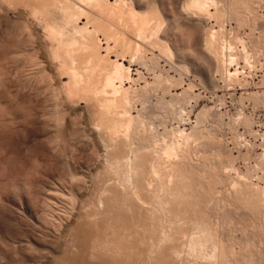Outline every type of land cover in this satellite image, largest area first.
<instances>
[{"label": "rangeland", "instance_id": "374dc122", "mask_svg": "<svg viewBox=\"0 0 264 264\" xmlns=\"http://www.w3.org/2000/svg\"><path fill=\"white\" fill-rule=\"evenodd\" d=\"M2 1H0V2H2ZM4 1L6 2L8 0H4ZM21 1H23V0H21ZM36 1L37 0L33 1V3H34L33 5H35L36 3H39V4L35 5L37 8H39L40 5H44V2H45L43 0L44 2H42L40 4V2L42 0L39 2H36ZM60 1L63 2L64 0H60ZM60 1L59 2L56 1V2L60 4ZM67 1L69 3H67ZM82 1H83V3H82ZM82 1H80V0H65L66 4L64 2L63 3L65 5V7H68V10H67V8L63 7V4L61 3L62 7H63L62 11H64V12H61V14H60L59 11L62 8L60 7V9H59V7H58L59 4L55 5L56 9H59V10L58 11L54 10V11L56 13L59 12L58 15L59 14L64 15L65 12L67 13V11H69V8H71L70 6L73 3L72 7L74 6V8H71V9H73V10H71L72 12L69 11L68 13L70 15L65 14V16L69 15V17H71V14H73L75 12L76 14L75 13L74 14L76 16L73 14L74 16L72 15L71 18H72V20H74V19L80 18L82 16L83 18H81V25L85 24L87 17H86V15L83 16V13L80 12V9L82 11V10H85L87 8H90V6L92 7L93 11L94 10L97 11L99 8L100 9L102 8V10L99 9L100 11L98 10V12H96L97 14L95 13V15L100 17V18L95 17V21L101 20V22L97 21L99 24L96 22V24H98V26L104 25L106 22L110 24L111 21L116 19V17H115L116 15L114 14L115 16H113V13H115V11L113 9H111L109 12L106 11L109 13V16L107 15L109 17L108 18L109 22L106 20L107 16H105L103 14L105 16L104 17L101 14V12L104 11L103 9L104 8L106 9L105 6L103 7L101 5L103 3L97 2L101 6L99 5V8H97L95 6L96 7L95 8L93 6L94 2L89 3V2H87L88 0L87 1L82 0ZM112 1L115 2V0H112ZM206 1L208 2L209 0H206ZM210 1L211 2H208L209 4L205 3L203 1L206 4V6H204L205 5L204 3L201 4L202 7L199 4L198 6L200 7V9L196 5H193V7H190L187 9L185 7V5L181 3V0H145L144 3L145 4L147 3V4L145 6V4L143 3V7L140 8V10L145 11L147 9V7H148V9L152 8V11L156 10V12L155 11L152 12L151 10H147L145 12H148V11H149L148 13L152 12L153 16H156L157 18H159L161 16L160 18H165V21L167 20L166 22L163 23L164 20L162 19L163 20L162 23L164 25H163V28H161L162 33L161 32L159 33V36L161 37L160 40L163 39L162 40L163 42L161 41L162 43L157 42L153 38L155 36H152V37L149 36V38L147 37L148 39L144 38L146 40H143V38H138L136 33L135 34L133 33L135 30L133 28L134 26L129 27V25H131V23L127 24L125 21H124L125 23L123 21H121V23L118 22L116 24H113V23L117 22V20L111 22L112 23L111 26L115 25V26H112L113 29L116 28L115 29L116 33L113 37L114 39L120 37L122 42H124L125 38L128 39L127 38V36H128L130 39L133 40V43L139 42L140 47H141V43L144 45V47L142 45V51L141 50L138 51V55H137V52H135L136 54H134V51H135L134 45H136V44L132 43V46H134V47H132V46L130 47L131 52H130V48L129 49L127 48L128 50L126 49V47L123 48V49H125V52H126L125 53L124 50L121 49L122 47H124L123 45H121L122 42L120 41V45H119V41H118V46H116V50H114L115 48H113V50H110L107 48V46H108V40L107 39L108 38L105 36L103 31H97V33H95V31H93L92 33L94 34V36L92 35L91 38L88 36H90L92 33L89 34L84 30H83L84 32L80 31V37H79L80 41L82 42V45L85 44V45H83L84 47L82 45L80 46V44H79V47L81 49V50H79V52H80L79 55L81 56L80 57V66H82V67H80V71L83 70L85 65L87 66L88 64H89L88 66L91 67V68L88 67V69L92 70V65L96 64V62L95 63L93 62V64L91 65L92 61L96 58L94 55L99 56L100 53H101V55H105L104 57H108L109 55H111L109 57L110 59L112 58L111 61H116L118 58L119 62H122L125 65V67L129 68V70L128 69L126 70V72L128 71L127 77L125 78V75H124V77L121 79L123 86H122L120 79H117L115 83H116V86L118 85V86H122V87L128 89L129 94H130L131 99H132V102L130 105L131 106L130 111H132L131 114L133 115V117L136 118L133 128L135 129L136 128L135 126H137V125L139 127H137L135 130L132 128L133 131L131 130V132H130L131 136H130V138H128L129 139L128 142L129 143L132 142V143L129 146H127V144H129L126 142L127 139L124 138L122 133H120L122 131H120V132L118 131V134L116 132H115L116 134L112 132L114 130H111L112 128H110L108 125H111L110 123H112L111 121H113V119L115 121V119L117 118L116 120L119 121L120 119H118V118H122V116H121L122 113L120 112L121 109H118L119 111L117 110L118 113L117 112L114 113L116 118L114 117V114H112V112L109 113L110 116L108 115L107 112H104V115H105V118H104L103 110L101 109V108L104 109V107L102 105H99L98 103L101 104V95L103 98L104 96L108 97L107 94L109 95V93H110V95H109L110 97L115 96V94L111 90H109V92L108 91L103 92V93L98 94V95L95 94V92L93 90H95V88L100 86V84H99L100 82L99 83L98 82H96V83L92 82L91 78L94 77L96 79L97 77H95L94 74H92L86 68L82 72L85 75L87 74L86 76H89V77H86L85 75H83V73H82V75H80V77H81L80 78L81 79L80 80L81 81L80 89L83 88L82 89L83 91L80 90V92H82L80 94H83V96H85V99H86V97H88L87 98L88 101H90L89 98L91 99V96L89 93L92 92L91 95L93 94L92 96H94V98L95 97L97 98L100 95L99 98H97V99L95 98V100H94V98H92V99L95 102H96V100L100 101V102L97 101L96 104H94V105L96 106L98 104V107L97 106L96 107L99 108V110H100V112H102V114L96 115L98 109L96 110V107H95L94 109L93 108L92 109H93V111L95 110L94 112H96V113H95V115L91 116L93 111L89 112L90 111L89 107L90 106L92 107L94 102H91L92 101V99H91L90 104H89V102L87 100H85L82 95H80V98H81L80 99V105L81 106H80V113H79L80 115H78V117L80 116V121H78V125L79 124L80 125L79 126L77 125L78 126L77 128L79 129L77 131H80V133L77 132V134H79V136H75V135H77V134H75L73 137L71 136L72 138L70 137L71 133L69 131L70 129H68L70 127L67 126V124L69 125V123H68L69 117H70L69 113H67L69 115V117H68V115L66 117L67 121L63 122V120H62V122L65 123L63 125L61 124L62 130L66 129L65 131L62 132V136L65 134H66V136H68V137L65 136L67 139L64 138V139H66V141H68V139L70 138L69 139L70 144L67 142L66 143L71 145V146L77 143L76 144L77 147L74 145L76 147V149H73L74 148L73 146H72V148H70L71 146L69 147V145L66 146V144L62 143L64 146H66V148L68 147L67 151L70 152V151H72L70 149H73V152L75 154H73L71 152L69 153L70 156H74V157H71L72 159H70V160L68 159V155H67L68 153H66L67 151L65 150L66 149L65 147H63V148H65L64 150L66 152L60 149L61 145H55V144H54V146L51 145V146H53V148H54L53 149L48 144L49 142L47 143L46 140H45V142L43 141L42 135L37 136V135H32L28 132L27 133L25 132L27 135V137H26L25 133H21V134L20 133L18 134L15 132L13 134H12V132H10V134H9V132L5 133L6 136L3 135V138L0 139L1 140L0 141V143H1L0 144V151H1L0 153L1 154L3 153L2 149L3 150L5 149V153H6V156H5V153H3L2 155L0 154L2 156V159L0 156V170H4V171H0V173H2L4 178H5V180H2L3 176L1 175L2 177H0L1 181L4 183V184L0 183V185H2V187H3V188H1V186H0V188L3 191V192H1V195H0V221H1V225H2L1 229L3 231L0 234V243L2 244V246H4L3 243H5V244L7 243V245L10 244L9 245L10 247L8 246V248H15L16 252L14 249L9 250L6 248L10 252V256H9V258L7 257L5 259L1 258V256H0V260H1L0 264H9L10 261L12 264H24V263L28 264V262L30 264H38V263L39 264H72V263H69V261H71V260H68V259H71L70 255L72 252H74V253H72V255L75 254L76 252H77V254L79 253L78 256H80V257L77 256L78 258L76 257V255H74L75 258H77L78 260L73 257V259L77 260L78 262L81 259H84V258L86 259V257H87L88 261L93 259V262L97 263V264H99V263L100 264H106L107 262H109L111 264V262L115 259L114 258L115 255L113 256L112 254H110V255L104 254V256L101 255L99 257L91 256L94 258H91L90 256L89 257L88 256L83 257V254H82V256L80 255V253H83L82 251H80L81 250L80 247H82L81 246L82 244L81 245H79V244L87 242V239L88 240L90 239L87 242V243H89L92 240L91 238H94L95 236H96L95 238L102 237V235L105 234L103 227H106V224H108V221H110L109 220L110 217H111V219L114 220L116 218V215H118L117 217H120V215L123 213H124V215L126 214V215L130 216L129 217L130 221L127 222L126 219H128V216L126 217V215L124 217V218H126L125 219L126 221L121 222V219L119 220V218L118 219L116 218V220H119L118 223L120 222L121 224L125 223V222H127L129 224L126 223V226H124V224H122L123 225L122 226L121 224L118 225L115 220H114V222H112L113 220H111V222H110V224H112L111 226H114L116 228L110 227V229H112V230L117 229L118 231L116 230V232L123 231L124 234L121 233L122 234L121 237H123V235L129 236L128 234L130 233V236H131L130 240H128L130 236L129 237L125 236L126 238L123 241H126V242L122 241V243H121V237L117 236L118 238L120 237L119 238L120 243H116V244L113 243V245H114V247L116 246L117 248H119L118 250L120 252L122 251V249H123L122 252H124L125 246L130 245L131 248L130 247L129 248L131 251L129 250V248H128V250L131 252V256H129L130 254L129 255L126 254V255H128V256H126L124 253H123V255L119 253L120 256L117 257L115 259V261H113L112 263H115V264L116 263L117 264H149V263L150 264H199V263L200 264H202V263L203 264H206V263L207 264H264V199H263L264 198V0H217V1L216 0L215 1L210 0ZM18 2H19V0L18 1L16 0L15 2H12V3H15L16 6L13 4L14 5L13 7L15 8V10L16 9L19 10V12H20V10H23V8H22L23 3H25V4L29 3L28 0H27V2H25V1L21 2L22 5H20L21 4L20 2L18 4ZM30 2L32 3V0ZM8 3H11V0L9 2H7L6 5L3 2H2V4L0 3L1 5H3V6H1V7H3L2 10H0V11L4 10V14H2L3 12L2 13L0 12V14L2 15V17H0V22L4 23V25L2 23V26L0 28L5 26L3 29H0V34L2 35L3 39L5 40V42L4 41L1 42V37H0V51L2 49H4L1 51L2 53L0 52V54H2L3 57L7 56V55H5V52L6 53L8 52V50H7V47L9 46L8 44H10V42H12V41L14 42V40H15V39L14 40L11 39L12 36H10L11 37L10 39L12 41H9L8 40L9 38L7 39L6 37H8L10 35V33L8 35V33L6 34V32L8 30L11 31V28H12V30L18 29L20 24H22L21 23L23 21L22 19L24 18L23 15H22V17H19V15L21 16V14H24V13H25V15H27V16L24 15L26 18V21H25V23L23 21V23L25 25L28 22V20L31 19V18H29V16L30 17L33 16V15L31 16V14H33L32 13L33 11L30 9H36V7H34V6H33V8H30L32 6L31 5L29 7V10L31 12V14H30L28 8L24 7V6L28 7L29 5L24 4V6H23L24 7V10H23L24 13L22 11L21 14H19V13H17L18 11L16 10L15 11L17 14V16H16L15 12H13L14 10H10V11L8 10V9H14L11 6L12 4L9 5V7H7ZM31 3H29V4H31ZM82 4H84V5H82ZM95 5H97V4L95 3ZM10 6L12 8H10ZM18 6H19V9L17 8ZM55 6H54V8H55ZM75 6L78 7L77 8V9H79V10H77L78 12H76ZM195 6L197 9L195 8ZM203 6H204V8H203ZM49 7H51V6H49ZM5 8H7V10ZM153 8H155V9H153ZM201 8H203L202 9L203 11L201 10ZM45 9L48 10L47 7ZM45 9H44V12H46ZM180 9L183 10L184 13H182L183 11L180 12ZM186 9L188 10V12ZM5 10L8 12L9 15L6 14L7 12ZM106 10H108V9H106ZM189 10L192 11V13L194 10V12H195V13H193L194 16ZM198 10H201L202 13H201V11H198ZM209 10H210V12H209ZM111 11H112V14H110ZM196 11L199 12V14L196 13ZM55 12H54V14L56 15ZM106 12H103V13L106 14ZM186 12L191 13L194 18H196L195 16H197V15H200V16H198L200 18L201 14L203 15L204 13L209 12V14H206V16H202V19L204 17H207V20L204 19V21H206V23L204 22L205 27H204V29L201 27L200 32L202 33V31L204 30L203 31L204 32L203 33L204 39L206 37H208L207 39L209 40V38H210V40L208 42L210 44H207L208 40L207 41L205 40L206 42L204 40L201 42H196L197 40H196L195 31L193 30L195 35L193 34L194 36H192L191 35L192 33L190 34V31H192V29L189 28L190 29V31H189V30H187L188 29L187 26L184 27L185 26L184 22L186 21L184 18H186V16L188 15ZM47 13L48 12H46V15H48ZM77 13H79V16ZM80 13H81V16H80ZM98 13L101 14L102 16L101 15L99 16ZM42 14L44 16L43 12H42ZM54 14H52V15H54ZM4 15H5V17H4ZM38 15H39L38 19L41 18V20H42L43 16L40 17V14H38ZM112 16H113V19H111ZM188 16H191V15H188ZM3 17L4 18L9 17V20L4 21L5 19ZM34 17H33V20H31V23L29 21L30 25L32 24V21H34V20H36V23H37L38 19H36V18L34 19ZM58 17H60V16H58ZM181 17H184V18L181 19ZM25 18H24V20H25ZM14 19H16V20H14ZM18 19H19V21H18ZM41 20H39L38 22L42 23L43 20H42V22H41ZM13 21H15V22L18 21V23H16V25L18 26V24H19V26L17 27L16 25H14ZM76 21H80V20L78 19ZM8 22H9V24H8ZM11 22L13 24H10ZM103 22H105V23H103ZM100 23H102V24H100ZM122 23L127 24L126 25L127 27L123 26L124 24L122 25ZM166 23L168 26H166ZM181 23L184 26H182ZM33 24H35V21ZM33 24H32V27H33ZM11 25L12 26L14 25L13 26L14 28L11 27ZM116 25H118V26L121 25V27L122 28L124 27V29H121L118 26L116 27ZM7 26L9 28L10 27L11 28L8 29V28H6ZM29 27H31V26H28V28L26 27L25 30L26 31L30 30L31 32L35 30V29L32 30L33 28L30 29ZM90 27H91V29H93V23L91 24ZM109 27H110V25H109ZM128 27L132 28V29H129ZM164 28H166V30H164ZM4 29L7 31H5ZM2 30H3V32H2ZM20 30H22V28ZM120 30H121V32H120ZM162 30L166 31L167 33L165 32V34H164L163 33L164 31H162ZM30 31H29V33H30ZM118 31H119V33H118ZM16 32L18 33L19 30H17ZM22 32H24V30ZM123 32L126 35V37L122 34ZM206 32H207V35L205 34ZM11 33H12V31H11ZM13 33H14V36H16L15 31ZM26 33H24V35H26L25 37H27V38H25V37L23 38L21 36L23 38L21 42H20L21 38H17V37L16 38L19 40L20 44L26 39V42L28 41V43L25 42L26 44H24V42H23L22 45H20V46L22 47L23 44L24 45L31 44L30 48L27 46H23V49H21V47L18 45L19 43L17 42V40H15V43L17 42L16 46H15V48H17V49L14 48L15 51L19 50L18 52L21 53V51L24 50L23 52L25 53L24 54L22 52L24 55L18 54L19 57L17 56L18 60H16L14 56H13L14 58H10L13 55L12 54L13 50L12 51H10V50L13 49V46H14L13 44H12L13 45L12 47L10 45V47H11L9 50L10 53H9L8 57L4 58V61H3L4 63H2L4 65L6 64L10 68L7 67L6 65H5L6 67L3 65L4 68L3 67L2 68L4 70L1 69L4 72L8 68L9 72L8 71L7 72L9 75L6 76L5 75L6 72L5 73L2 72V74H4L5 76H3V75L1 76V74H0V76H1V78H0L1 84L0 85H2L3 81L4 82L6 81L5 83L10 84V88H11V83L13 84L15 81L14 79H16L20 76L19 81H20V83H21V81L23 83V84L21 83V85L23 86L26 83L25 87H27V88H25L23 86L22 90H20V92H21L20 97L18 96L19 90L16 89L18 91V94H16L17 91H14V89H15L14 87H17V86L19 88L22 87V86L20 87L19 86L20 84H18L19 78L16 79L17 82H15L18 85L13 86L15 83L12 85V87L14 88V89H12L13 91L11 89H8L9 91L8 90H6V91H8V93L12 92L9 94L11 99L14 100L15 96H16V98L18 96L17 99H19L20 102L23 101V103L21 102V104H24L25 106L24 105L22 106L20 103H19L20 104L19 106L20 107L22 106L23 109H25L24 112H21V111H23L22 107L19 109V107L17 105H15L16 102L17 103L19 102V100H17V99L14 100V101H16L15 104L13 103L14 107L16 106L19 109V111L21 113H24V114L26 111H28L26 113H27V116L30 117L34 114H37L35 112H37L38 109L41 111V112L39 111V113H42L43 110H45V111L46 110L47 111L52 110V104H51V108H49L50 107L49 104L51 101L50 100L48 102H46V101L48 99H50L49 96L52 94L54 87L55 86L57 87V85L59 83L57 81V72L55 71L57 69L55 67H52L50 65V63H48L49 61L46 59L47 58L46 56H43L46 53V50L43 51V49H45V48L47 49V47H45V43L36 44L35 45L37 48L36 49L35 46H32V45H34V43H37V42H34L35 41L34 40L35 34L33 35V39L31 38V40H30L33 42H30L28 39V36H27L28 33L27 34ZM86 33H87V35H86ZM3 34H4V36H3ZM18 34H21V32ZM162 34H164V35H162ZM21 35H23V34H21ZM84 35L87 36V39H85L86 37L83 38ZM121 36H123L124 40H123V38H121ZM162 36H163V38H162ZM212 36H213V38H212ZM35 37L37 40L38 35ZM65 37L69 38L67 40H70L71 36L69 37L66 35ZM65 37H63V39ZM92 37H95V39H93ZM29 38H30V36H29ZM88 38H90V40L91 39L93 40L92 43H94L95 40L97 41V44L95 42V44L89 45V47L94 48L98 45L97 48L99 47L101 49L100 51H99V48L98 49L94 48V50H90L92 48L87 47L88 51L90 52V55L94 51H95V53L97 52V54L93 53L94 55H91V58L89 55H87V53L89 54V52L87 51L86 46H87V43L90 42V40L88 41ZM113 38H112V40H114ZM38 39H39V37H38ZM71 39H72V37H71ZM6 40L9 42V43L7 42L8 44L6 43ZM85 41H86V43H85ZM202 42H205V44H206L205 47L203 46L204 44H202ZM5 45H6V47H5ZM70 46H72V47H70ZM200 46H202L203 48L201 49ZM25 47H27L28 49H26ZM31 47H33V51L38 50V53H39L40 49H42L41 51L43 53L40 52L41 54H39V56H38L37 51H36V53L35 52L33 53V51H31V49H32ZM68 47L70 49L72 48L71 50H73L75 45L70 44V45H68ZM82 47H83V49H82ZM84 48H85V51H87L86 53L84 51ZM132 48H134L133 49L134 51L132 50ZM198 48L201 51H199ZM5 50H7V51H5ZM28 50H29L31 56H28L29 53L26 54V52ZM71 50H70V52H63V51H65V49H63L62 52H63V54L66 55V58H67V54L70 55L71 57L70 56H68V57L71 58V61H72V58L74 56V53H73L74 51L71 52ZM91 51H93V52H91ZM108 51H112V52H109V55H106L108 53ZM117 52L120 54H118ZM32 53H33V55H32ZM10 54H12V55L10 56ZM81 54H83V55H81ZM222 54H224V55H222ZM34 55L38 56L37 58H35L37 60L33 59L35 57ZM20 56L21 57L23 56V58H24V56L25 57L34 56L32 58V60L28 58L27 62H25L26 64L29 62L28 63L29 65L28 64L26 66H25V64L23 65V66H25V67H23V68H25L23 71V74L27 72L26 75L28 74V76H29V74H30L29 77H31V78L33 76H35V77H33L34 79L32 78L33 84L35 83L34 86L29 85V84H32V81H31V78H29L28 76H27L28 78L23 79L24 75L22 74V72H21V74H18L19 76L17 77V73H19V71H20L19 69H18L19 71L16 73V75H14L15 78L13 77L14 71L15 72L17 71L16 69L18 68V65L20 67L23 64V63L21 64V62L19 64L17 63L18 65L15 67L16 64L13 63V62L16 63V61L18 62L20 60L24 61V59H22V58L20 59ZM64 56H62L63 59L67 60V59H65ZM92 56H94L95 58L93 59ZM221 56H222V58H220V60L223 61V63L218 60L221 63H219V65H217V63H218L217 59H219L218 57H221ZM87 57H89V60L91 59L90 62H89V60L88 61L86 60V59H88ZM223 57H225V59H223ZM8 58H10V60L11 59L12 60L15 59V60L10 61ZM42 58L45 59L46 62L44 61L43 62L44 64L39 65L41 67L38 68L37 67V63L39 64L38 60H40V59L43 60ZM5 59H6L7 63L5 62ZM139 59H141V60H139ZM33 60L38 61L37 63L35 62L36 66H35V64H32ZM96 60L97 59H95V61ZM0 61H2V59ZM71 61L67 60V62H70L69 65L71 64ZM8 62H9V64H8ZM2 64L0 63V67L2 66ZM33 65H34V67H32ZM44 65H46V66H44ZM66 65H67V63H66ZM220 65H222V66H220ZM43 66L48 68L47 73L44 70ZM42 67H43V69H42ZM12 68H13V70H12ZM30 68L32 70H29ZM51 68H53V70ZM99 68H100V66L97 68V70H95L96 76L99 75V73L97 74ZM9 69H11L12 72ZM20 69H22V66L20 67ZM1 70H0V73H1ZM36 70H38V72H39V70H43V71H45V73L43 71H40V73H37ZM85 70H87L86 73H85ZM99 72L101 73V68H100ZM34 73H36L37 76ZM48 73L52 74V76H50V74H48ZM32 74H34V75H32ZM88 74H90V75L92 74L93 76L92 75L90 76ZM129 74H130V76H129ZM67 75L68 74H65L66 77L64 76V82H66V83L69 81V77H68L69 75L68 76ZM39 76H41L42 78ZM21 77H22V79H21ZM49 77L50 78L54 77L53 81L54 82L57 81V82L56 83L53 82L54 84L51 82L52 83L51 84L50 81H52V80L49 79ZM2 78L6 79V80H3ZM55 78H56V80H54ZM86 78L87 79L89 78L88 79L89 82H87ZM94 78H92V79L94 80ZM98 78L100 80L102 78V75H101V77H98ZM8 79H10L11 81L12 80H14V81L11 82L10 80L8 81ZM28 80L31 81V83H29ZM45 80H47L46 81L47 83L45 82ZM94 81H98V80L96 79ZM85 82H86V84H85ZM87 83L89 85H93L91 83H94V85L91 87ZM47 84L48 85L51 84L50 87ZM83 84L85 86L87 85V87H84ZM96 84H98L99 86ZM41 85H42V87H41ZM29 86H30V88H28ZM51 86L53 87V89ZM60 86L61 85H59V87H57V88L55 87L56 90H54V91L60 92V90H61ZM45 87L48 88L47 89L48 91L46 90ZM50 88L52 91L50 90ZM58 88L60 89L59 91L57 90ZM26 89H29V90H26ZM33 89L38 90V91H34ZM44 89L46 91L42 92ZM89 89H92V91ZM88 90H89V93L87 96L86 94H87ZM31 92H32V94H31ZM62 92H63V90H61V93ZM84 92H85V94H84ZM43 93H45V94H43ZM14 94H16V95L14 96ZM42 94L45 97H47L50 94L47 97L48 99L44 98L45 102H43L44 101L43 98L41 99V96H43ZM46 94H47V96H46ZM111 94H112V96H111ZM6 95H8V94H6ZM6 95L4 94V96H3L4 100L6 98L5 97ZM23 95L27 99L29 98L30 100L29 99L27 100ZM13 96H14V98H13ZM7 97L9 100L10 99L9 96H7ZM39 97H40V99H39ZM24 98L27 100L26 104L24 103V101H25ZM31 98H33L35 100V101L32 100L33 104L31 103ZM11 99H10V101H11ZM8 100H7V102L9 104H12L11 102L13 100L11 102ZM36 101H38V104L35 105ZM39 102L40 103L43 102V103H45V105H47L49 103L47 105L48 107L45 105L39 104ZM0 103L3 104V101L1 100V98H0ZM13 104H12V106H13ZM29 104H31V106ZM26 105H27V107H26ZM1 106H3V105H1ZM42 106L45 107V109ZM99 106H102V107H99ZM32 108L34 109L33 114H31V112H30V111L33 112ZM35 108H36V110H35ZM46 108H48L49 110ZM15 110H17V109H15ZM106 113H107V116H109V119L107 118ZM29 114H30V116H29ZM119 114H120V116H119ZM98 115L99 116L101 115L103 117L102 118L99 117V119H98V117H97ZM117 115H118V117H117ZM25 116H26V114H25ZM93 116H95V118H92ZM111 116H113V119ZM140 117H142V119ZM143 117H144V119H143ZM91 118L95 119V120L97 119L96 121L100 120V118H101V120L104 119L102 121L101 127L99 125H98L99 127H96V128H100L99 130L102 134L99 133V131H96L95 128L93 129V127H95V126H92V124L94 123L93 125H97L98 122H95V120L92 121ZM110 119H112V120H110ZM106 120H108V121L110 120V122H108ZM100 121H99V124L101 123ZM104 121H105V125L108 127L104 126V124H103ZM65 125H66V128H65ZM83 125H85V126H83ZM102 125L106 128L105 131L102 130ZM104 127H103V129H104ZM63 128H65V129H63ZM89 128L90 129L92 128V129L89 130ZM107 128L108 129L110 128L109 129L110 131H108L109 134L107 132V130H108ZM140 128L143 129V130L141 129L142 132H140ZM137 129H139V133L135 136V134H136L135 132H138ZM92 130H93V132H92ZM59 132L60 131H58V133ZM132 132H134L135 134ZM181 132L184 134H182ZM68 133H70V134H68ZM103 133L105 135H103ZM100 134H101V137L99 136ZM11 135H13V137ZM17 135H20V137L22 139ZM28 135H30V136H28ZM22 136H24L26 138H24ZM134 136H135V139H134L135 141L134 140L130 141V139H133L132 137H134ZM76 137L79 138V140ZM108 137H109V139H107ZM188 137H190L191 139ZM58 138H59V136H58ZM83 138H85V139H83ZM154 138H155V140H153ZM59 139H61V138H59ZM71 139H73V140L76 139V141L78 140V142H74V141L72 142ZM109 140H110V142H109ZM114 140H115V142H114ZM116 140H118V141H116ZM123 140H124V142H123ZM62 141L65 142V140H62ZM60 142H61V140H60ZM82 142L84 145L82 144ZM119 142H121V144ZM2 143H4V144H2ZM37 143H38V145H37ZM42 143H44V144H42ZM95 143H96V145H95ZM108 143H109V145H108ZM125 143H126V145H125ZM172 143L174 145L175 144L177 145V143H178V145H180L179 146L180 148H178L179 150L177 149V151L180 153L177 152V155L175 157L176 160H178V161H176V160L175 161L180 163V164L177 163L178 164L177 166L175 164L176 168L178 167L175 170H179V171H176L175 173L177 176H178L177 173H180V171L186 173V176L184 173L185 178L183 177L185 180H183V183H181V184H183V186L180 184L182 186V188H180V190L181 189L183 190V189H185L183 187H186L187 190L186 189L185 190L187 192H189L190 195H189V193L183 191L184 193H187L189 195V197L187 195V198H186V199H188L187 202H186V200H183L185 202L181 201L183 199V197L179 200L181 203L183 202L182 203L183 206L180 205L181 203H178V200H177V202H175L176 200L174 201L173 199H171V200L167 199L168 201L173 200L176 204L173 202H169L167 205L165 203L166 209L168 206V209H167L168 212L166 211V209L163 212L161 211L162 215L159 214V217H160V219H159V217L153 216L155 213L152 212V214L154 213L152 215L150 213V210L152 209L151 207L158 208L159 204H164L163 202L159 203L158 202L159 200H164V202H167V201H165L164 197L166 196L165 191L167 190V193H168L169 189H166L167 183L166 182L163 183L162 181L167 180L166 176H168V174L166 175V173H167V171H169V169H171L170 168L171 166L170 167L168 166L170 161L166 160L168 162H166V161L163 162L164 166L163 165L161 166L159 173L152 176V173H151V175L149 173V170L151 168L150 160L154 161L155 159H153L152 155L155 156L156 153H157L156 155H158L159 153L161 154V152L164 151V147H167L170 145L174 146ZM118 144H119V146H118ZM135 144L137 147L135 146ZM146 144L147 145L149 144V146L152 144L151 148L149 146H148V148H146L145 147ZM5 145L7 146V149H6ZM78 145H80L79 146L80 148L78 147ZM123 145H125V147ZM139 145L144 146V147L143 146L141 147V151H140V149H138L139 152H143L142 150H144V148H146L145 152L139 154V153H137L138 150H134V149L140 147ZM178 145H177V147H178ZM1 146H3V147H1ZM58 146H60V147H58ZM96 146H98V147H96ZM120 146H123V147H120ZM55 147L59 148V150L55 149ZM118 147H119V150H120V148L121 149L123 148V150H120V151L124 152L126 157L128 154H130L129 152H132L130 155L131 157L128 155V157H130V159L132 160V161H130V159H128V161L132 162V164L128 163L127 167L126 166L121 167L122 164H120V168L118 166L116 167L117 163H115V162L118 161L117 160L118 158L115 157L113 154H115L116 151L118 152V150H116V149H118ZM109 148L112 150L109 151ZM128 149H132L134 152L136 151V155L134 156L133 151L132 150L128 151ZM6 150H8V151L6 152ZM56 150H58L59 152H57ZM75 150H77V151L75 152ZM79 150H80V154H78ZM124 150L126 151V153ZM60 151L63 152L61 154L66 153L67 158L65 155H62L64 159L63 158L58 159V157L61 156V154L59 155ZM113 151H115V152L113 154H111V152H113ZM149 151H152L153 153L152 152L149 153ZM76 153L78 155H76ZM147 153H149V155L151 154V156H148L149 158L146 155H144ZM138 154L142 157V159H143V157H144V159L146 158L147 162L143 163V161H141V158L137 159L138 158L137 156H139ZM3 156H5V157H3ZM70 156H69V158H70ZM133 158L140 160L141 162L136 161V160L134 161ZM60 159L61 160L63 159L64 161L63 160L61 161ZM112 159H113V161H112ZM58 160H60V162ZM108 160H110V161H108ZM119 160H121V159H119ZM125 160H121V161L124 162ZM148 160H149V162H148ZM66 162H68V163H66ZM155 162H156V160H155ZM170 164H171V162H170ZM130 165H131L132 169H131ZM165 165H166V167H165ZM129 169H130V171H129ZM14 170H15V172L17 171L18 173H15ZM114 171H115V173H114ZM12 173L15 174V177H16V178L14 177L15 179L12 177ZM124 173H126V174H124ZM10 174H11V177H10ZM159 174L161 176H158ZM180 174H179L178 178L183 179L182 177H180V176H183V174L182 175H180ZM5 175H7V176H5ZM17 175L20 177H18ZM176 175H175V177H176ZM139 176H141V177H139ZM61 177H62V179H61ZM129 177L131 180L129 179ZM58 178H59L60 182H58L59 181ZM143 178L145 179L146 182L143 181L144 180ZM147 178H149V179L147 180ZM13 179L16 182L11 181ZM110 179H112V180H110ZM123 179H129L128 181H130L132 183L131 184L132 190H135L136 187H137L136 190L137 189L139 190V188L142 189V187L145 185H146L145 188L149 189V191H148L147 189L145 190V188L143 187L144 190L143 189L139 190L138 193H140V195H142V193H143V196H141V199H140L141 200L140 204H139V201L135 200L132 195H129L130 193H125V192L122 193V191H121L122 189L120 190V186H121V182L123 183L125 181ZM174 179L172 180V182L175 181ZM176 179H177V177H176ZM10 181H11V183H8ZM103 181L105 183H107V186ZM160 181L162 182L163 185L164 184H166V185H164L162 187L158 186V188H157L156 185H157V183H158V185H160V183H161ZM144 182H145V184H144ZM147 182L148 183L153 182L152 184L158 190H155V187L153 188V185H151V183L148 184ZM180 182H181V180L179 182H176V185L179 184ZM13 183H14V185H13ZM55 183L58 184V187ZM62 183L65 186L62 185ZM173 183L171 185H173ZM195 183H197V184H195ZM25 184L28 186V188H26L27 186ZM71 184L73 185V187ZM109 184H110V186H109ZM11 185H12V187H11ZM80 185H82L81 188L79 187ZM104 185L106 188L104 187ZM147 185L151 186V188H153V190L150 187H147ZM180 185H177L178 186L177 188L181 187ZM108 186H109V188H108ZM103 187L105 189H107V188L108 189L104 190ZM171 187L174 188L173 186H171ZM29 188H30V191H28ZM61 188H63V189L61 190ZM31 189H33L32 193H31ZM49 189L52 192H55L57 189H58V191L59 190L61 191V192L60 191L55 192V194L58 195V197L54 196V194H51L52 192H50L51 196H49V197L52 200H54V202H50L51 205H50V203H48L49 201L46 199L47 198L46 196H48L47 190H49ZM100 189H103V190H100ZM164 189H166V190L164 191ZM118 190L121 192H119ZM150 190L152 191V193ZM101 191L103 194L101 193ZM109 191H110V193H109ZM114 191L117 194H114ZM45 192H46V194H45ZM104 192H106V193L104 194ZM129 192H130V190H129ZM4 193H5V195H4ZM59 193L60 194L63 193V196H62V194H61L62 197L59 196ZM119 193H121V194L118 195ZM181 193H182V191H181ZM28 194L29 195L31 194L32 196H29ZM64 194H66L65 197L66 196H69V197L65 198ZM106 194H108V196ZM124 194H126V196H128V195L132 196L131 199L129 197L128 198L130 200H132V198H133L134 200H132V201L129 200V202H131V203H129L127 200L128 198ZM191 194H192V196H191ZM25 195H27L29 197V201L31 200L30 203H32L31 205L35 209H37L36 211L39 212L38 214L39 215L41 214V217H42V218L40 217L41 220L46 218V219L42 220L43 225L36 227L30 221V219L27 218V216H25L26 215L25 212L21 209V207H19L20 204L19 203H17V205L14 204L13 198L15 196L17 199H19V201H22V200L24 201ZM116 195H118V196H116ZM123 195H124V197L127 198L125 204L131 205L132 203H134V204H132L134 206L133 210L129 211L131 209V207H133L132 205L131 206L130 205L129 206L123 205L124 204L123 200L125 199V198H122ZM120 196H122V197H120ZM162 196H164V197H162ZM185 196H186V194H185ZM112 197H113V199H112ZM114 197H116V198H114ZM117 197H118V199H117ZM171 197H172V195L169 198H171ZM57 198L60 200H58ZM62 198H64V199L62 200ZM173 198L176 199L177 197L173 196ZM1 199L4 201H1ZM74 199H75V202H73ZM99 199L102 200V202L100 201L102 203V204L100 203L101 206L99 205ZM103 199L105 201H103ZM142 199H143V201H142ZM184 199H185V197H184ZM196 199H198V200H196ZM45 200L47 201V204H46ZM55 200H56V202L58 201L60 203V204L59 203L57 204V207L55 206L56 205ZM113 200H115V201H113ZM117 200L119 202H120V200H122V202L121 203L118 202V204H115V203H117ZM144 200H145V202H144ZM146 200L148 203H146ZM149 201H151V202L149 203ZM250 201H251V203H249ZM143 202L146 204L145 207H144ZM252 202H254V203H252ZM43 203H45V204H43ZM73 203H76V205L75 204L73 205ZM141 204H143V205H141ZM148 204H150V206ZM47 205H49L50 208H52L51 206H53V208L55 207L56 208L55 211H51V209H49L48 208L49 206H47ZM117 205H119L118 207H120L122 205V206H124L123 208H126L128 206V208H130V209L129 210H123L122 208L119 209L117 207ZM13 206H15V207H13ZM69 206H71V207H69ZM102 206H104V207H102ZM146 206L148 207V209L146 208ZM81 207H83V208H81ZM172 207L175 208V212H177V213L179 212L180 214L182 213L183 218L184 217L186 218V216L184 215V214H186L188 216L187 222H189L191 220L189 223H187V225L182 224L183 225L182 227H184L183 229H185L184 231L187 230V232L190 233L192 231L191 230L192 227L195 229L196 226H194V224H196L197 222L200 224V226H199V224H196V225H198L197 228L199 230H200V227H202V228L205 227L203 229H206V226H207L208 230L207 229L206 230L202 229V230L203 231H209V230L211 231V232L209 231L210 234L208 233L210 237L209 238L205 237L204 238L205 240H204V239H202V237H203L202 234L200 232H198L199 230H197L198 234L199 233L201 234V236L199 235L201 240H197L199 237L197 238V236L195 235L196 230H194L192 228L193 231H195V232L193 233V231H192V233L188 236L192 237V235L194 234L193 236H196V238H197V239H195L194 237H192L195 240V242H196V240H197V242L201 241V243L200 242L199 243L202 244L201 245L202 248H201V247H199L200 244H198L196 242L198 245H196L197 248L196 249L194 248V250L197 251L196 252L197 254L195 253L194 250H191V249H193V247L190 246V250H189V247H187L194 240L191 237H189L187 240L186 235L188 233L182 235L184 233L183 231H182L183 233L181 234V236L182 237L186 236V239H185V237H183L185 239V241L187 240L188 242H190L191 239L193 240L186 245L185 243L187 241L185 242L184 239L182 238V244L184 241V245H186L184 248L183 247L177 248L178 245H176V242H175L176 238L172 237L171 235H170L171 238L168 237V240H169V238L170 239L175 238L174 239L175 241L174 240L173 241L175 243L176 248H174V249H178V250H180V248L184 249L183 252L180 250L181 254L183 253L182 255L176 256V254L171 252V250L173 251V249H171V248H173V246L170 249H168L169 247L167 248L166 245L171 243L170 241H172V240H169L167 242V239L163 237V239H165L166 242L168 243V244H165L164 243L165 240H162V237H161L162 235H160L161 238L159 236L158 237L161 239V241H164L163 243L165 245L163 247L166 246V248H164L166 250H164L163 248L161 249L163 243H160L161 244L160 249L162 251L169 250V252H168L169 255L167 256V254H166L167 252L166 253L164 252L166 256L164 255V253H163V255L160 254L159 252L161 250L159 249V247H158V249L155 247L157 245V243H158L157 246L160 245L158 240H157L158 238L156 236L158 234H162L161 232L164 231V228L162 227V225L160 227H162L163 229H160L159 227L156 229V227L158 226V223L159 224H165L166 225L165 230L168 229L167 231L168 232L170 231L169 232L170 234L172 231L169 230V228L171 229V227H172V230L174 229L173 226L176 223L174 224V221L172 222V219L176 218L177 217L176 215H179V214L175 213L176 217H173L174 212H171V211H174V209L172 210L171 209ZM15 208H18V209H15ZM80 208H81V210H80ZM90 208H93V209H90ZM100 208H101V211H100ZM145 208L148 211H146ZM47 209H48V211L50 210L48 215L44 214V213L48 212ZM94 209H96V210L94 211ZM107 209H109V211ZM140 209L141 210L144 209V210L140 211ZM57 210L60 213H58ZM73 210H75V211H73ZM111 210H114L113 211L114 214L116 213L115 215L112 213L115 216V218L111 214V212H112ZM21 211H23V212H21ZM43 211H45V212L43 213ZM65 211H66V213H65ZM72 211L74 212V214L72 213ZM83 211H84V213H82ZM85 211H87V212L85 213ZM118 211L119 212L121 211V212L119 213ZM99 212H101V213H99ZM105 212L106 213L108 212L107 216H106ZM56 213H57V215H56ZM70 213H71V217L69 215ZM80 213H82V214H80ZM88 213L93 214L94 216L96 214L100 215V216L97 215L99 217V219H98V224L95 223L96 227L94 226L93 223L95 222V220H96L95 218H97V216L93 217L92 215L89 214L94 219V222H92V221L90 222L91 224H93L92 225L93 227H91V226H89V222H87L89 220L88 217L90 218V216L87 215ZM158 213L159 212H157L155 215H158ZM66 214H68V215H66ZM102 214H104L103 217H102ZM169 214L172 215V216L170 215L171 220L168 219ZM109 215H111V216L109 217ZM47 216H48V219H47ZM59 216H61L63 221H65V229H64L62 235L58 234V232L60 231V230H58V227H55V228L52 227V226H57V225H53V224L59 223L58 220L61 219V217H59ZM65 216H68V217H66L67 220H66ZM75 216L77 219L75 218ZM86 216H87V219H86ZM112 216H113V218H112ZM53 217H54V219H53ZM179 217L181 218L182 216H178V218ZM198 217H199V219H198ZM120 218H122V220L124 219L122 216ZM183 218L181 220L184 222V220H186V219L183 220ZM85 219H86V221H85ZM102 219H104V220H102ZM188 219H189V221H188ZM48 220L51 222H49ZM100 220H102V221H100ZM158 220H160V221H158ZM168 220H170L174 225L172 226L171 225L172 223H169ZM44 221H45V223H44ZM46 221H48L49 224ZM69 221H72V222L70 223ZM199 221H201V222H199ZM202 222L204 224H207V225H204ZM68 223L70 225H67ZM156 223H157V225H154ZM184 223H186V221ZM50 224H52V226ZM178 224L180 225V222ZM201 224H203V225L201 226ZM47 225H48V227H47ZM167 225H170L171 227L167 226ZM179 225L177 227L174 226L175 229L179 228ZM77 226H79V227H77ZM98 226L103 230L104 233L102 232V230L100 228H98ZM154 226H156V227H154ZM208 226L210 228H208ZM41 227H43V229ZM45 229H47V230H45ZM54 229H56L57 231H55ZM75 230H76V232H75ZM85 230H88V231L85 232ZM157 230L158 231L162 230V231L159 233V232H157ZM167 231H165V233ZM176 231L173 232V235H175V236H176V234H175ZM114 232L112 234V238H117L115 236ZM125 232L128 234H125ZM168 232H167V234H169ZM197 232H196V234H197ZM59 233H61V232H59ZM85 233L87 236L85 235ZM96 233H97V235H96ZM179 233H181V232H179ZM21 234H22V236H21ZM29 234L34 235V238L36 239L33 242V245L36 246V249H34V248L30 249V248H27L26 246H24V247L21 246V243H23L25 240L24 237H27V236H23V235H29ZM73 235H75V236H73ZM153 235H154V238L156 237L154 239L156 243L152 242L153 239H151V237ZM79 236H80V238H79ZM178 236H180V235H178ZM75 237H76V239H75ZM206 238H207V240H206ZM82 239H83V242H82ZM8 240H9V242H8ZM11 241H12V244H11ZM129 241L131 244L129 243ZM150 241L152 243L149 245L148 243H150ZM179 241H180V239H179ZM16 243L18 244L17 246H18L19 250L16 249L17 248V246H15ZM60 243L61 244L63 243V249L65 252H67V253L64 252L65 255L63 256L66 260L64 258H62V256H60V255L57 256L56 250L61 246ZM123 243H126V244L124 245ZM178 243L180 244V242H178ZM19 244H20V246H19ZM117 244H119L120 246H122V245H124V246L120 247ZM152 244H154V245L152 246ZM172 244H173V242H172ZM182 244L179 246H183ZM7 245H5V246H7ZM76 245H78V247ZM34 246H32V247H34ZM75 246H76V248H74ZM41 248H42V250H41ZM154 248H156V249H154ZM77 249H79V251ZM126 249H127V247H126ZM153 249L156 252L153 251ZM187 249L190 252L187 251ZM31 250H34V251L32 253H29L28 251H31ZM47 250L49 252H47ZM157 250H158V252H157ZM19 251H21V252L19 253ZM41 251H46L47 254H46V252L41 253ZM50 251L52 252V254H50L51 253ZM192 251H194V252L191 253ZM204 251H205V253H204ZM125 253H127L126 250H125ZM158 253L160 254L159 256H158ZM170 253L172 255L174 254V256H171ZM15 254H17V256ZM48 254L50 255V257ZM23 255L25 257H23ZM32 255H34V256H32ZM118 255L116 254V256H118ZM95 257H97V258H95ZM104 257H105L107 262L104 260ZM16 258H17V261H16ZM43 258H44V260H42ZM60 258H62V259H60ZM50 259H51V261H50ZM87 259L84 261L86 262ZM96 259L98 260L97 262H95ZM154 259H155V261H154ZM63 260L64 261L68 260V263H64ZM203 260H205V261H203ZM19 261H21V262H19ZM77 261H71V262H74L73 264H75V262L77 263ZM82 261L79 262L78 264H82ZM89 262H87V263L91 264ZM109 263H107V264H109Z\"/></svg>", "mask_w": 264, "mask_h": 264}, {"label": "bare ground", "instance_id": "6f19581e", "mask_svg": "<svg viewBox=\"0 0 264 264\" xmlns=\"http://www.w3.org/2000/svg\"><path fill=\"white\" fill-rule=\"evenodd\" d=\"M0 1H2V0H0ZM9 1H10V0H8V1L5 2V1L3 0L2 2L5 3V5H6V3L9 2ZM15 1H16V0H15ZM15 1H14V0L12 1V0H11V3H8L7 7H9V5H11V4H12L11 6L13 7V6L15 5V3H12V2H15ZM17 1H18V0H17ZM20 1H21V0H19V2H20ZM23 1L27 2V0H23ZM23 1H21V2H23ZM30 1H31V0H30ZM30 1L28 0L29 3H31ZM33 1H35V0H32V3H31V4L27 3V4L29 5L28 7H27V6H24L25 3H23V5H22V3L20 2V3H21L20 5H22L23 10H24V7L28 8V10H29V7H30L31 5H32V6H31L30 8H33V6L36 7L35 5H36V4H39V3H36L35 5H33V4H34ZM39 1H41V0H37L36 2H39ZM44 1H45V2H44ZM44 1L42 0V1L40 2V4H41L42 2H44V5H40L41 7L39 6V8L36 7V9H30V10L33 11V12H32L33 14H31V12H30V10H29V13L31 14V16H32V15H33V16H32V17L29 16V18H31V19H29L28 22H27L28 24H29V21H30V23H31V20H33V17H34V16H35L34 19H35V18L38 19V16H39L38 14H40V17L43 16V14H42V12H43V13H44V16H43V18H42L43 22H42L41 18L38 19V21L41 20L42 23H40V22H38V21H37V23H36V20H34V21H35V24H33L34 21H32L33 27H32V24H31V25H30V24L28 25L27 23L25 24V25H26V26H25V25H24V23H25V21H26L25 16H27V15H25V13H24L23 10H20V12H19V10H17V9H16V10L18 11L17 13H19V14H21V12L23 11L24 14H21V16L19 15V17H22V15H23V17L25 18V20H24V18L22 19V20L24 21V23H23V21H22L21 23H22L23 25L20 24V26H19V24H18L19 27L16 25V23H18L19 19H18V21H16V22L13 21V23H14V25H16V26L18 27V29H17V30H19L18 33L21 32V34H23V35H24V33H26V32L28 33L27 36H28L29 41L31 40V38L33 39V35L35 34V35H34V40H35L34 42H37V43H34V45H32V46H35L36 44H43V43H45V47H47V49H46V48L43 49V51L46 50V53H45V55H43V56H46L47 58H46V57H45V58L49 61L48 63H50V65H51L52 67H55V68L57 69V70H55V71L57 72V81H58V83H59V84L57 85V87H59V85H61L60 88H61V90H63V92L61 93V90H60L59 88H58L57 90H58V91L60 90V92H56V91H54V90H56V89H55L56 86L54 87V86L52 85V86L54 87V90H53V92H52V94H51L52 96H51L50 94H49L50 96L48 95L50 99L47 98V97H48L47 94H46L47 97H45V96L43 95V94H45V93L42 94L44 97L41 96V99L43 98V100H44V98H46V99H48L46 102H48L49 100L51 101L50 104L48 103V104L50 105L49 108H51V104H52V110H51V111H47V110L45 111V110H43L44 112L42 111V113H39L40 110L38 109V111L35 112V113H37V114H34V115H32V116H30V114H29L30 117L27 116V113H26V112H28V111L25 112L26 116H25L24 113H21V112H24V111H25V109H23V107H22L24 104H21V102L23 103V101L20 102V100L17 99V98H18V96L20 97V95H21V94H20V93H21L20 90H22L23 86H24V87L26 86V85H25L26 83L24 82L25 84H24L23 86L21 85L22 81H21V83H20V81H19V80H20V76H19L18 74H21V72H22V74H23V71H24V69H25V68H23V67H25V66L29 63V62H28V63L26 64L25 62H27L28 58L32 60V58H33L35 55L32 56V57H25V56H24V58H23V56H22V57L20 56V59L22 58V59H24V61H21V60L19 59L20 61H18V62L16 61V63H15V62H13V63L16 64L15 67H16L20 62H21V64L23 63V64L21 65V66H22V69H20L21 66L19 67V65H18V68L16 69L17 71H16V72L14 71L13 77H14V75H16V73L20 70L19 73H17V77L19 76V77H18L19 79H18V78H16V79H18V81H19V82H18V84H20L19 86H20V87L22 86V87L19 88V87L17 86L18 84L15 83V82H17V81H16V79H14L15 77L13 78L15 81H14V80L11 81L10 79H8V81H9V80H10L11 82L14 81V83H15V84L13 83L14 85L11 83V88H10V84L5 83L6 81H5V82L3 81V80H6V79H3L4 77L2 78V79H3V80H2V81H3V82H2V85H0V96H1L0 98H1V100L3 101V104L0 103V139H2V138H3V135H5V133H7V132H9V134H10V132H12V134H13L14 132H15V133H18V134H19V133L21 134V133H25V132L27 133V132H28V133H30V134H32V135H37V136H38V135H42V139H43V141L45 142V140H46L47 143L49 142L48 144H49L50 146H51V145L54 146V144H55V145H61L62 148H63V147L66 148V146L70 144V142H69V139H70V138L68 139V141H66V139H67L66 137H68V136H66V134L63 135L64 137L62 136V132L66 130V129H65V128H66V125H65V128H63V129H65V130H62V125L65 124V123H63L64 121H65V122L67 121V118H66V117H67V115H68L67 113H69V114H70V117H69V115H68V117H69V122H68L69 125L67 124V126L70 127V128H68V129H70L69 131H70V133H71L70 137H71V136L73 137L75 134H77V132L80 133V131H77V130H79L77 127L80 125V124L78 125V121H80V116L78 117V115H80L79 113H80V106H81V105H80V99H81V98H80V95L83 96V94H80V93H82V92H80V90L83 89V88L80 89V83H81V81H80V80H81V79H80V78H81L80 75H82V73H83L82 71H83L84 69L87 68V70H89L88 67H90V66H88V65H89L88 63H89L90 60H91V59L89 60V57H87L88 59H86V60H87V61L89 60V62L87 63L88 65L86 66V65L84 64V65H85V67L83 66L84 69L80 71V67H82V66H80V57H81V56L79 55V54H80L79 50H81L80 47H79V44H80V46L82 45V42L80 41V38H79V37H80V31H81V32L86 31V32L89 33V34L92 33L93 31H95V33H97V31H103L104 34H105V36L108 38V39H107V40H108V46H107V48L110 49V50H113V48H115L114 50H116V46H118V41H119V45H120V41L122 42V40L120 39V37H119V38H115V39L113 38L114 35H115V33H116V32H115V29H116V28L113 29L112 26H115V25H112V26H111V24H112L111 22L117 20V22H115V23H113V24H116V23H118V22L121 23V21H123V22L125 21L127 24L131 23V25H129V27H130V26H131V27L134 26L133 28H134L135 30L133 29V30H134L133 33H134V34L136 33V35L138 36V38H143V40H146V39H144V38H147V37L149 38V36H151V37H152V36H155L156 38H155V37H153V38H154L157 42H161L163 39L160 40L161 37L159 36V33L161 32V28H163V25H164L163 23L166 22L167 20L165 21V18H160L161 16H160L159 18H157L156 16H153V13H152V12H153V11L156 12V10H153V11H152V8H151V9H150V8L148 9V7H147V9L145 10V11H147V10H151L152 12H150V13H148L149 11H148V12H145V11H143V10H140V8L143 7V3H144L145 0H134V1H133V0H130V1H129V0H115V2H113L112 0H88V1L86 0V1L89 2V3H90V2H94V3H93V6H94V7L96 6L97 8H99V5H100V4L97 3V2L103 3L104 5H103V4H101V5H102L103 7L105 6L106 9H108V10H106V9L104 8V9H103L104 11L101 12L102 15L104 14L105 16H107V15L109 16V13H108V12H109L111 9H113V10L115 11V13H113V16L116 15V16H115L116 19L113 20V21H111L110 24L107 23V22H106L107 24H106L105 22H103V23H105L104 25H99V26H98L99 23H98L97 21H99V20L96 19L97 21H95V17H98L97 15H95V13L98 12V10H99L100 8H99L97 11H96V10L93 11L92 7L90 6L91 9H90V8H87V9L82 10V11H81V9H80V12L83 13V16L86 15V17H87V20H86L85 24H84V25H81V18H83V17L81 16V13H80V16H81L80 18H77V19L72 20L71 17H72V15H73L75 12H74L73 14H71V17H69L70 14H69L68 12L71 11V10H73V9H71V8H74V6L72 7V4H73V3H72V4L70 3V4H71V6H70L71 8H69V11H67V13L65 12V14H69L68 16L66 15V16H67V17H66L65 14H64V15L62 14L63 16L60 15L61 12H64V11H62V10H63V7H65V5H64L65 0L63 1L64 3H63L62 1H60V0H44ZM46 1H47V2H46ZM56 1H57V2L60 1V4L62 3V4H63V7H62V4L60 5V4L57 3ZM80 1H82V0H80ZM203 1L205 2L206 0H181V3L184 4L185 7L188 9V8H190V7H193V5L198 6L199 4H200V6L202 7L201 4L204 3ZM212 1H213V0H212ZM214 1H215V0H214ZM216 1H217V0H216ZM2 2H0V3L2 4ZM19 2H18V4H19ZM72 2H73V1H72ZM76 2H77V1H76ZM146 2H147V1H146ZM183 2H184V3H183ZM208 2H211V1L209 0ZM208 2L206 1L205 3H208ZM67 3H69V2L67 1ZM82 3H83V1H82ZM95 3H96L98 6L95 5ZM151 3H152V2H151ZM153 3H154V2H153ZM205 3H204V4H205ZM212 3H213V2H212ZM1 4H0V10H2V8H3V7H1V6H3V5H1ZM13 4H14V5H13ZM16 4H17V3H16ZM27 4H25V5H27ZM57 4L60 5V6L58 5L59 9H60V7L62 8V9L59 11V12H60L59 15H58L59 12L56 13V12L54 11V10H57V11L59 10V9H56V6H55V5H57ZM65 4H66V3H65ZM144 4H145V3H144ZM146 4H147V3H146ZM146 4H145V6H146ZM154 4H155V3H154ZM208 4H209V3H208ZM20 5H19V6H20ZM82 5H84V4H82ZM86 5H87V4H86ZM101 5H100V6H101ZM11 6H10V8H12ZM15 6H16V5H15ZM19 6L17 7L18 9H19ZM23 6H24V7H23ZM49 6H51L52 8L49 7ZM54 6H55V8H54ZM147 6H148V5H147ZM152 6H153V5H152ZM157 6H158V5H157ZM196 6H195V8H196ZM204 6H206V4H205ZM204 6H203V8H204ZM5 7H6V6H5ZM46 7H47V9H48L49 11L45 9ZM84 7H85V6H84ZM87 7H88V6H87ZM96 7H95V8H96ZM153 7H154V6H153ZM185 7H184V8H185ZM198 7H199V6H198ZM13 8H14V7H13ZM53 8H54V9H53ZM65 8H67V10H68V7H65ZM65 8H64V9H65ZM75 8H76V9H75L76 12H78V11H77V10H79V9H77L78 7L75 6ZM145 8H146V7H145ZM157 8H158V7H157ZM178 8H179V7H178ZM180 8H181V7H180ZM203 8H201V10H202ZM5 9L7 10V8H5ZM20 9H21V8H20ZM44 9H45L46 12H48V13H47L48 15H46V12H44ZM52 9H53V10H52ZM83 9H84V8H83ZM153 9H155V8H153ZM158 9H159V8H158ZM187 9H186V10H187ZM196 9H197V8H196ZM199 9H200V7H199ZM207 9H208V8H207ZM6 10H5V11H6ZM8 10H9V11H10V10H14L13 12L16 11L15 8H14V9H8ZM42 10H43V11H42ZM75 10H74V11H75ZM100 10H102V8H101ZM100 10H99V11H100ZM173 10H174V9H173ZM190 10H191V9H190ZM190 10H189V11H190ZM201 10H198V11H201ZM65 11H66V10H65ZM106 11H108V12H106ZM142 11H143V12H142ZM157 11H158V10H157ZM159 11H160V10H159ZM181 11H183V10L180 9V12H181ZM202 11H203V10H202ZM202 11H201V13H202ZM0 12H1V13L3 12L2 14H4V10H3V11H0ZM6 12H7V11H6ZM27 12H28V11H27ZM54 12L56 13V15L54 14ZM71 12H72V11H71ZM103 12H106V14L103 13ZM144 12H145V13H144ZM178 12H179V11H178ZM180 12H179V13H180ZM187 12H188V10H187ZM187 12H186V13H187ZM190 12L192 13V11H190ZM204 12H205V11H204ZM209 12H210V10H209ZM209 12L204 13L205 15H204V14H203V15L201 14V17H200V18L198 17V16H200V15H197V16H195L196 18H194V17H193V16H194L193 13H195V12H194V10H193V13H192L193 16H192L191 13H187L188 15H191V16H188V15L186 16V15L184 14V15L186 16V18H184V17H185L184 15H183L184 17H181V19L184 18V19L186 20L185 22L183 21V22L185 23V26L181 23L182 26H184V27L187 26V27H188L187 30H189V31H190L189 28H191L192 31H193V30L195 31V33H196V40H197V41L195 40L196 42H201V41H203V40H204V41H205V40H206V41L208 40V39H207L208 37H206V38L204 39V36H203V33H204L203 31H204V30H203V31L201 30V31H202V33H201V32H200V28L202 27V28L204 29V27H205L204 25H205V23H206V21H204V19L207 20V17H204V18L202 19V16H206V14H209ZM218 12H219V11H218ZM99 13H100V12H99ZM99 13H98V15L100 16L101 14H99ZM151 13H152V14H151ZM159 13H160V12H159ZM182 13H184V11H183ZM196 13L199 14V12H197V11H196ZM6 14L9 15L8 12H7ZM15 14H16V12H15ZM30 14H29V15H30ZM49 14H50V15H49ZM52 14H54V15H52ZM75 14H76V13H75ZM75 14H74V15H75ZM77 14H78V16H79V13H77ZM96 14H97V13H96ZM110 14H112V11H111ZM114 14H115V15H114ZM156 14H157V13H156ZM176 14H177V13H176ZM0 15H1V14H0ZM24 15H25V16H24ZM45 15H46V16H45ZM74 15H73V16H74ZM102 15H101V16H102ZM104 15H103V16H104ZM16 16H17V14H16ZM58 16H60V17H58ZM75 16H76V15H75ZM105 16H104V17H105ZM108 16L106 17V20H107V21H108V18H109ZM110 16H111V15H110ZM113 16L111 17V19H113ZM158 16H159V15H158ZM0 17H2V15H1ZM4 17H5V15H4ZM4 17H3V18H4ZM9 17H10V16H9ZM9 17L4 18V19H5L4 21L9 20ZM117 17H118L119 19H118ZM10 18H11V17H10ZM17 18H18V17H17ZM73 18H74V17H73ZM98 18H100V17H98ZM12 19H13V18H12ZM78 19H79L80 21H76V20H78ZM162 19H163L164 21H163ZM179 19H180V18H179ZM184 19H183V20H184ZM14 20H16V19H14ZM102 20H103V19H102ZM106 20H105V21H106ZM109 20H110V19H109ZM119 20H120V21H119ZM175 20H176V19H175ZM1 21H2V20H1ZM20 21H21V20H20ZM162 21H163V23H162ZM9 22H10V21H9ZM9 22H8V24H9ZM96 22H97L98 24H96ZM99 22H101V20H100ZM108 22H109V21H108ZM125 22H124V23H125ZM181 22H182V21H181ZM204 22H205V23H204ZM2 23H3V22H2ZM2 23L0 22V27L2 26ZM13 23L11 22L10 24H13ZM19 23H20V22H19ZM92 23H93V29H91V27H90ZM94 23H95V24H94ZM120 23H119V24H120ZM124 23H122V25H123ZM203 23H204V24H203ZM5 24H6V23H5ZM100 24H102V23H100ZM127 24H124L123 26H126ZM202 24H203V25H202ZM3 25H4V23H3ZM14 25H13V26H14ZM109 25H110V27H109ZM13 26L11 25V27H13ZM23 26H24V27H23ZM28 26H31V27H29L30 29L33 28L32 30H34V29H35V30L32 31V32L29 30V31H30V33H29V31H26V30H25L26 27L28 28ZM117 26H118V25H116V27H117ZM166 26H168L167 23H166ZM4 27H5V26H4ZM4 27H2V28H0V29H3ZM11 27H10V28H11ZM20 27L22 28V30H20V29H21ZM118 27H120L121 29H124V27L122 28L121 25L118 26ZM126 27H127V26H126ZM129 27H128V28H129ZM6 28L10 29L8 26H7ZM13 28H14V27H13ZM19 28H20V29H19ZM168 28H169V27H168ZM168 28H167V29H168ZM125 29H126V28H125ZM129 29H132V28H129ZM4 30H5V29H4ZM13 30H14V29H13ZM13 30H12V28H11L12 33H11V31H9V30H8L9 32H8L7 30H5V31H7L6 34L8 33V35H9V33H10V35H9L8 37H6L7 39L9 38V39H8L9 41H12L11 39H13V40L15 39V40H17V42L19 43V44H18L19 46L22 45L23 42H24V44L28 43V41L26 42V39H25V40L20 44V42L22 41V39H23L26 35L23 36V35H21V34H18V33L16 32L17 30L15 29L14 31H15V35H16V36H14V33H13L14 31H13ZM23 30H24V32H22ZM83 30H84V31H83ZM126 30H127V29H126ZM164 30H166V28H164ZM164 30H162V31H164ZM122 31H123V30H122ZM181 31H182V30H181ZM181 31H180V32H181ZM192 31H190V34L192 33L191 35L194 36L195 33H194V31H193V32H192ZM2 32H3V30H2ZM120 32H121V30H120ZM126 32H127V31H126ZM165 32H166V31H164L163 33L165 34ZM16 33H17V34H16ZM27 33H26V34H27ZM87 33H86V35H87ZM118 33H119V31H118ZM161 33H162V32H161ZM166 33H167V32H166ZM82 34H83V33H82ZM89 34H88V35H89ZM122 34L126 37V35L124 34V32H123ZM129 34H130V33H129ZM134 34H133V35H134ZM164 34H162V35H164ZM193 34H194V35H193ZM205 34L207 35V32H206ZM19 35H20V36H19ZM37 35H38L39 39H38V37H37V40H36V37H35V36H37ZM66 35L69 36V37L71 36L72 39H71V37H70V40H67V39H69V38L65 37ZM92 35L94 36V34L92 33V34H91L90 36H88V37L91 38ZM156 35H157V36H156ZM160 35H161V34H160ZM3 36H4V34H3ZM6 36H7V35H6ZM10 36H12V38H11ZM21 36H22L23 38H22ZM29 36H30V38H29ZM117 36H118V35H117ZM131 36H132V35H131ZM0 37H1V42H3V41L5 42V40L3 39V37H2L1 34H0ZM16 37H17V38H21V39H20V42H19V40H18ZM63 37H65V38L63 39ZM85 37H86V38H85ZM106 37H105V38H106ZM133 37H134V36H133ZM151 37H150V38H151ZM10 38H11V39H10ZM25 38H27V37H25ZM83 38L87 39V36L84 35ZM90 38H88V41L90 40ZM92 38L95 39V37H92ZM112 38H113L114 40H112ZM121 38H123V36H121ZM127 38H128V39L125 38V40H124V38H123L124 42H122L123 44L121 43V45H123L124 47L121 46V47H122L121 49H123V48H125V47H126V49H127V48L129 49V48L132 46L133 40L130 39L128 36H127ZM148 38H147V39H148ZM162 38H163V36H162ZM165 38H166V37H165ZM212 38H213V36H212ZM2 39H3V40H2ZM28 39H27V40H28ZM119 39H120V40H119ZM15 40H14V42L12 41L13 43L10 42V44H8L9 42L6 40V43L8 42L7 44L9 45V46H8L9 48L7 47V50H8L7 53H8V54L5 52V55H7V56L4 55L5 57H3L2 54H0V55L3 57V58H2V57L0 56V57H1L0 60L2 59V61H0L1 64L4 63V62H3V61H4V58L8 57L10 51H12V50H13V51H12L13 53H12V52H11V53H12L13 55L10 54V56L12 55V57H10V56H9V57H10V58H14V57H15L16 60H18V57H19L18 54H19V55H22V54L24 53V52H23L24 50L21 51V53L18 52L19 50H16V51H15V49H17V48H15L16 43H17V42L15 43ZM140 40H141V39H140ZM155 40H154V41H155ZM209 40H210V38H209ZM209 40L207 41V44H210V43H208ZM82 41H83V40H82ZM88 41H87V42H88ZM149 41H150V40H149ZM152 41H153V40H152ZM206 41H205V42H206ZM211 41H212V40H211ZM213 41H214V40H213ZM25 42H26V43H25ZM30 42H33V41H30ZM80 42H81V43H80ZM92 42H93V40L91 39L90 42L87 43L86 48H87V47H88V48H92V47H89V45H93V44H95V42H96V44H97V41H96V40L94 41V43H92ZM162 42H163V41H162ZM162 42H161V43H162ZM205 42H202V44H204V45H203L204 47H205V45H206ZM85 43H86V41H85ZM211 43H212V42H211ZM7 44H6V45H7ZM12 44H13L14 46H13ZM24 44H23V46H27V47L30 48V45H31V44H29V45H24ZM32 44H33V43H32ZM70 44H74V45H75V47H74L73 50H71L72 48L70 49V48L68 47V45H70ZM133 44H136V45H134V46H135V51L133 50L134 48H132V50L134 51V54H136L135 52H137V55H138V51H140V50L142 51V45H143V44L141 43V47H140V45H139V42H138V43H135V42H134ZM155 44H156V43H155ZM182 44H183V43H182ZM197 44H198V43H197ZM213 44H214V43H213ZM6 45H5V47H6ZM10 45H11V47L13 46V49H11V50H10V48H11ZM83 45H85V44H83ZM83 45H82V46H83ZM147 45H148V44H147ZM157 45H158V44H157ZM211 45H212V44H211ZM211 45H210V46H211ZM19 46H18V47H19ZM23 46H22V47L20 46L21 49H23ZM94 46H95V45H94ZM97 46H98V45H97ZM97 46L94 47V48H97ZM134 46H132V47H134ZM208 46H209V45H208ZM216 46H217V45H216ZM244 46H245V45H244ZM27 47H25V48L28 49ZM41 47H42V46H41ZM70 47H72V46H70ZM83 47H84V46H83ZM83 47H82V49H83ZM100 47H101V46H100ZM143 47H144V45H143ZM222 47H223V46H222ZM14 48H15V49H14ZM31 48H32L31 51H33V47H31ZM35 48H36V46H35ZM88 48H87V51H88ZM94 48H92V49H90V50H94ZM98 48H99V47H98ZM98 48H97V49H98ZM101 48H102V47H101ZM200 48L202 49L203 47L200 46ZM36 49H37V48H36ZM39 49H40V48H39ZM63 49H65V51H63V52H70V50H71V52L74 51V52H73V53H74V56H73V58H72V61H71V58L68 57V56H70V55L67 54V58H66V55L63 54V52H62ZM117 49H118V48H117ZM128 49H127V50H128ZM198 49H199V48H198ZM204 49H205V48H204ZM222 49H223V48H222ZM2 50H4V49H2ZM2 50H1V51H2ZM7 50H5V51H7ZM9 50H10V51H9ZM41 50H42V49H40L39 53H38V50H36L37 53H38V54H37L38 56H39V54H41V53H40V52H42ZM100 50H101V49L99 48V51H100ZM123 50H124V52H125V49H123ZM123 50H122V51H123ZM170 50H171V49H170ZM191 50H192V49H191ZM1 51H0V52H1ZM36 51H33V53H34V52L36 53ZM82 51H83V50H82ZM84 51H85V48H84ZM87 51H85V53H86ZM97 51H98V50H97ZM122 51H121V52H122ZM199 51H201V50L199 49ZM218 51H219V50H218ZM22 52H23V53H22ZM88 52H89V51H88ZM91 52H93V51H91ZM109 52H112V51H108V53H107L106 55H109ZM113 52H114V51H113ZM130 52H131V48H130ZM143 52H144V51H143ZM167 52H168V51H167ZM197 52H198V51H197ZM224 52H225V51H224ZM1 53H2V52H1ZM27 53L30 54L29 50L26 52V54H27ZM33 53H32V55H33ZM42 53H43V52H42ZM73 53H72V54H73ZM82 53H83V52H82ZM93 53H94V54H97V52L95 53V51H94ZM93 53H91V55H94ZM99 53H100V52H99ZM117 53H118V52H117ZM125 53H126V52H125ZM141 53H142V52H141ZM141 53H140V54H141ZM218 53H219V52H218ZM3 54H4V53H3ZM24 54H25V53H24ZM24 54H23V55H24ZM29 54H28V56H31V54H30V55H29ZM110 54H111V53H110ZM118 54H120V53H118ZM121 54H122V53H121ZM134 54H133V55H134ZM225 54H226V53H225ZM37 55H36L33 59L37 58V57H38ZM64 55H65V56H64ZM81 55H83V54H81ZM87 55H89L90 58H91L90 52H89V54L87 53ZM131 55H132V54H131ZM222 55H224V54H222ZM13 56H14V57H13ZM17 56H18V57H17ZM62 56H64L65 59H67L68 61H71V64L69 65L70 62H67V60H64ZM94 56H95L96 58H95ZM94 56H92V58H93V59L95 58V59H97V60L95 61V59H94V60L92 59L93 61H92L91 65L93 64V62H94V63L96 62V64L92 65V70H89V71H90L92 74H94L95 77H97L96 79H97L98 81H94V80H96L94 77H92V78H94V80L91 78V81H92V82H95V83H96V82H98V83L100 82V83H99L100 86H99L98 84H96V85H98L99 87L95 88V90H93V91H94L95 94H97V95H98V94H101V93H103V92H107V91L109 92V90H111V91L115 94V96H112V94H113V93H112V94H111L112 97L109 96L110 93H109V95L107 94L108 97H105V96L103 95L105 98H104V97L102 98V95H101V104H100V103H98V104H99V105H102V106L104 107V109L106 110V111H105L103 108H101V109L103 110V115H104V112H107L108 115H109L110 112H112V114H114L115 112L118 113V111H119L118 109H121L120 112L122 113V115H121L122 118H118V119H120V120L117 121V120H116L117 118L115 117V114H114V117L116 118L115 121H114V119H113V116H111L112 119H113V121H111V122H112V123H110L111 125H108V124H107V125H108L110 128H112L111 130H114V131H112L113 133L116 132V133L118 134V131H119V132L122 131V132H120V133L123 134L124 138L127 139L126 142L129 143V142H128V140H129L128 138H130V136H131V134H130L131 130L133 131V129H134L133 126H134V124H135V119H136V118L133 117V115L131 114L132 111H130V110H131V106H130V105H131L132 99H131V96H130V94H129V91H128V89L122 87V86H123V83H122V81H121V79L124 77V75H125V78L127 77V73H128V71L126 72V70H127V69L129 70V68L125 67V65H124L122 62H119V61H118V58H117L116 61H111L112 58H111V59L109 58L111 55H109L108 57H104L105 55H101V53H100L99 56H96V55H94ZM40 57H41V56H40ZM40 57H39V58H40ZM70 57H71V56H70ZM84 57H85V56H84ZM84 57H83V58H84ZM135 57H136V56H135ZM10 58H8V59L10 60ZM26 58H27V59H26ZM68 58H69V59H68ZM218 58H219V59H217V61H218V60L221 61L220 58H222V56H221V57H218ZM15 59H14V60H15ZM42 59H43V58H42ZM62 59H63L64 61H63ZM81 59H82V58H81ZM223 59H225V57H223ZM11 60H12V59H11ZM11 60H10V61H11ZM14 60H12V61H14ZM25 60H26V61H25ZM31 60H30V61H31ZM35 60H37V59H35ZM35 60L32 61V64H35V66H36V63L39 61V64L37 63V67H38V68L41 67V66H39V65L44 64V63H43L44 61L46 62L45 59H43V60L40 59V60H38V61H35ZM60 60H61V61H60ZM139 60H141V59H139ZM7 61H8V60H7ZM62 61H63L64 63H63ZM87 61H86V62H87ZM219 61H218L217 65H219V63H221V62L223 63V61H221V62H219ZM5 62H6V59H5ZM33 62H34V63H33ZM35 62H36V63H35ZM57 62H58V63H57ZM6 63H7V62H6ZM10 63H11V62H10ZM17 63H18V64H17ZM66 63H67V65H66ZM8 64H9V62H8ZM24 64H25V66H23ZM45 64H46V63H45ZM3 65H4V64H2V66L0 67V70L3 69L4 66H5L6 64H5L4 66H3ZM28 65H29V64H28ZM48 65H49V64H48ZM6 66H7V65H6ZM6 66H5V67H6ZM13 66H14V65H13ZM44 66H46V65H44ZM44 66H43V67H44ZM99 66H100V68H101V73L99 72V71H100V68H99V70H98V72H97V74L99 73V75L96 76V75H95V72H96L95 70H97V68H98ZM220 66H222V65H220ZM2 67H3V68H2ZM7 67H9V66H7ZM30 67H31V66H30ZM32 67H34V65H33ZM43 67H42V69H43ZM9 68H10V67H9ZM45 68H46V67H44V70H45L46 73H47V71H48L47 69H48V68H46V69H45ZM90 68H91V67H90ZM220 68H221V67H220ZM5 69H6V68H5ZM14 69H15V68H14ZM18 69H19V70H18ZM27 69H28V68H27ZM51 69L53 70V68H51ZM224 69H225V68H224ZM3 70H4V69H3ZM9 70H11V69H9ZM12 70H13V68H12ZM12 70H11V72H12ZM29 70H32V69L30 68ZM87 70H85V73H86ZM7 71H8V68H7V70H5L4 72L1 70V73H0L1 76H2V75H3V76H5V75L8 76V75H9V74H8L9 71H8V72H7ZM40 71H43V70H39V72H38V70H36L37 73H40ZM45 71H43V72L45 73ZM89 71H88V72H89ZM92 71H93V72H92ZM2 72H3V73L6 72L5 75L2 74ZM25 72H26V71H25ZM32 72H33V71H32ZM88 72H87V73H88ZM129 72H130V71H129ZM26 73H27V72H26ZM26 73L23 74V75H24V76H23V77H24L23 79L28 78V77L30 76V74H29V76H28V74L26 75ZM44 73H43V74H44ZM51 73H52V72H51ZM80 73H81V74H80ZM125 73H126V74H125ZM10 74H11V73H10ZM34 74L36 75V73H34ZM34 74H32V75H34ZM48 74H50V73H48ZM52 74H53V73H52ZM52 74H50V76H52ZM65 74H68V75H69V76L67 75V76L69 77V81H68L67 83L64 82V76H65ZM92 74H91V75H92ZM100 74L102 75V78L100 79L101 81H100L99 78H98V77H101ZM32 75H31V76H32ZM39 75H40V74H39ZM83 75H85V74L83 73ZM86 75H87V74H86ZM86 75H85V76H86ZM88 75H90V74H88ZM91 75H90V76H91ZM1 76H0V78H1ZM21 76H22V75H21ZM27 76H28V77H27ZM36 76H37V75H36ZM53 76H54V75H53ZM92 76H93V75H92ZM129 76H130V74H129ZM33 77H35V76H33ZM33 77H32V78H33ZM39 77H41V76H39ZM43 77H44V76H43ZM54 77H55V76H54ZM54 77H53V78H54ZM65 77H66V76H65ZM86 77H89V76H86ZM29 78H31V77H29ZM32 78H31V81H32V84H33V79H34V78H33V79H32ZM41 78H42V77H41ZM53 78H50V77H49V79L52 80V81H50V83H51V82H52V83L54 82V81H53ZM129 78H130V77H129ZM21 79H22V77H21ZM88 79H89V78H88ZM88 79L86 78L87 82H89ZM117 79H120V81H121V83H122V86H118V85L116 86V83H115V82H116ZM0 80H1V79H0ZM29 80H30V79H29ZM29 80H28V81H29ZM35 80H36V79H35ZM47 80H48V79H47ZM47 80H45V82H46ZM54 80H56V78H55ZM83 80H84V79H83ZM8 81H7V82H8ZM31 81H29V83H31ZM37 81H38V80H37ZM57 81H55L54 83H56ZM91 81H90V82H91ZM0 82H1V81H0ZM82 82H83V81H82ZM3 83H4V84H3ZM29 83H28V84H29ZM38 83H39V82H38ZM46 83H47V82H46ZM52 83H51V84H52ZM54 83H53V84H54ZM83 83H84V82H83ZM0 84H1V83H0ZM22 84H23V83H22ZM32 84H29V85H30V86H34L35 83H34L33 85H32ZM51 84H50V85H51ZM85 84H86V82H85ZM87 84H88V83H87ZM91 84L94 85V83H91ZM12 85H13V86H17V87H14V88H15V89H14V88L12 87ZM39 85H40V84H39ZM45 85H46V84H45ZM47 85H48V84H47ZM50 85H48V86L50 87ZM88 85H89V84H88ZM93 85H89V86L92 87ZM30 86H29L28 88H30ZM52 86H51V87H52ZM83 86H84V87H87V85L85 86L84 84H83ZM41 87H42V85H41ZM53 87H52V89H53ZM57 87H56V88H57ZM91 87H90V88H91ZM94 87H95V86H94ZM25 88H27V87H25ZM25 88H24V89H25ZM45 88H46V87H45ZM8 89H11V90L14 89V91H17L16 89L19 90V95L17 96V98H16L15 95L18 94V91L16 92V94H14V96H15V99H14V100H16V99L19 100L18 103H17L16 101H14L13 99L10 98V95H9V94L12 93V92H9V93H8V91H9ZM31 89H32V88H31ZM36 89H37V88H36ZM38 89H39V88H38ZM47 89H48V88H46V90H47ZM6 90H8V91H6ZM26 90H29V89H26ZM33 90H34V89H33ZM33 90H32V91H33ZM46 90L44 89L43 91H42V90H41V91L44 92V91H46ZM50 90H51V88H50ZM89 90L92 91V89H89ZM89 90H88V92H87V94H86L87 96H88ZM12 91H13V90H12ZM30 91H31V90H30ZM34 91H38V90H34ZM34 91H33V92H34ZM41 91H40V92H41ZM47 91H48V90H47ZM51 91H52V90H51ZM82 91H83V90H82ZM84 91H85V90H84ZM111 91H110V92H111ZM5 92H6V93H5ZM23 92H24V91H23ZM40 92H39V93H40ZM85 92H86V91H85ZM85 92H84V94H85ZM25 93H26V92H25ZM47 93H48V92H47ZM50 93H51V92H50ZM91 93H92V92H91ZM91 93H89V94H90L91 99H92V98H94V96H92L93 94L91 95ZM4 94H5V95L8 94V95L5 96V97H6L5 100H6V99L8 100V97H7V96H9V98L11 99V101L13 100L14 102H13V101L11 102L10 99H9L8 101H10L12 104H13V103L15 104V102H16L15 105H17V106L19 107V109L22 107L23 111L20 112L19 109H18L16 106H15L16 108L14 107V104H13V106H12V104H9V103L7 102V100L5 101V100H4V97H3ZM23 94H24V93H23ZM31 94H32V92H31ZM35 94H36V93H35ZM40 94H41V93H40ZM95 94H94V95H95ZM12 95H13V94H12ZM14 96H13V98H14ZM23 96H24V95H23ZM31 96H32V95H31ZM34 96H35V95H34ZM82 96H81V97H82ZM90 96H89V97H90ZM24 97H25V96H24ZM99 97H100V95H99L97 98H99ZM22 98H23V97H22ZM22 98H21V99H22ZM25 98H26V97H25ZM25 98H24V100H25L24 103L26 104V101H27L29 98H28V99L26 98L27 100H26ZM83 98L85 99V96H83ZM87 98H88V97H86L85 100L88 101ZM95 98H96V97H95ZM95 98H94V100H95ZM97 98H96V99H97ZM39 99H40V97H39ZM91 99L89 98L90 101H91ZM29 100H30V99H29ZM32 100H34V99L31 98V103L33 104ZM37 100H38V99H37ZM133 100H134V99H133ZM139 100H140V99H139ZM34 101H35V100H34ZM41 101H42V100H41ZM90 101H88L89 104H90ZM97 101H98V100H96V102H97ZM43 102H45V100H44ZM43 102H41V103L39 102V104H41V105H45V103H43ZM91 102H94V103H93L92 107L90 106L91 108L89 107V109H90L89 112H92L93 109H94L96 106L98 107V104H97L96 106L94 105V104H96V102L93 101V99H92ZM98 102H100V101H98ZM161 102H162V101H161ZM19 103L22 105L21 107L19 106V105H20ZM42 103H43V104H42ZM164 103H165V102H164ZM36 104H38V101H36L35 105H36ZM48 104H47V105H48ZM136 104H137V103H136ZM1 105H3V106H1ZM29 105L31 106V104H29ZM47 105H45V106H47ZM24 106H25V105H24ZM93 106H94V107H93ZM102 106H99V107H102ZM12 107H13V108H12ZM26 107H27V105H26ZM40 107H41V106H40ZM42 107H43V106H42ZM47 107H48V106H47ZM97 107H96V110L98 109V110H97V113L94 112V111H95V110H94V111L92 112L91 116H92V115H95V113H96V115H97V114H102V112H100L99 108H97ZM14 108L17 109V110H15ZM24 108H25V107H24ZM43 108L45 109V107H43ZM43 108H42V109H43ZM87 108H88V107H87ZM92 108H93V109H92ZM13 109H14V110H13ZM22 109H21V110H22ZM32 109H33V108H32ZM46 109H48V108H46ZM91 109H92V110H91ZM26 110H27V109H26ZM35 110H36V108H35ZM48 110H49V109H48ZM86 110H87V109H86ZM115 110H116V111H115ZM117 110H118V111H117ZM29 111H30V110H29ZM98 111H99L100 113H99ZM30 112H31V114H33V113H34V109H33V112H32V111H30ZM40 112H41V111H40ZM51 112H52V113H51ZM93 113H94V114H93ZM107 113H106V116H107ZM117 113H116V114H117ZM172 113H173V112H172ZM172 113H171V114H172ZM23 114H24V115H23ZM65 114H66V115H65ZM64 116H65V117H64ZM109 116H110V115H109ZM109 116H107L108 119H109ZM119 116H120V114H119ZM97 117H98V119H99V117L102 118L103 116H101V115L99 116V115H98ZM97 117H96V118H97ZM117 117H118V115H117ZM64 118H65L66 120H65ZM92 118H95V116H93ZM92 118H91V119H92ZM101 118H100V120H101ZM104 118H105V115H104ZM140 118L142 119V117H140ZM112 119H110V120H112ZM143 119H144V117H143ZM62 120H63V122H62ZM94 120H95V119H92V121H94ZM96 120H97V119H96ZM96 120H95V122H98L97 125H93L94 123H93V124L91 123V124H92V126H95V127H93V129L95 128L96 131H99V133H101L100 130H99L100 128H96V127H99V126L101 127L102 121H103L104 119H102L101 121H100V120L96 121ZM110 120H109V121L106 120V121L110 122ZM99 121L101 122L100 124H99ZM142 122H143V121H142ZM39 123H40L41 125H40ZM89 123H90V122H89ZM106 123H107V122H106ZM136 123H137V122H136ZM143 123H144V122H143ZM30 124H31V125H30ZM61 124H62V125H61ZM95 124H96V123H95ZM103 124H104V126H106V125H105V121L103 122ZM38 125H39V126H38ZM77 125H78V126H77ZM98 125H99V126H98ZM144 125H145V124H144ZM144 125H143V126H144ZM83 126H85V125H83ZM104 126L102 125V130L105 131L106 128H105ZM108 126H106V127H108ZM63 127H64V126H63ZM103 127H104V129H103ZM135 127L137 128V127H139V126L137 125V126H135ZM146 127H147V126H146ZM60 128H61V129H60ZM86 128H87V127H86ZM110 128H109V129H110ZM132 128H133V129H132ZM136 128H135V129H136ZM144 128H145V127H144ZM149 128H150V127H149ZM152 128H153V127H152ZM59 129H60V130H59ZM71 129H72V130H71ZM91 129H92V128H91ZM91 129L89 128V130H91ZM107 129H108V128H107ZM109 129L107 130V132L110 131ZM135 129H134V130H135ZM141 129H142V128H140V132H142ZM61 130H62V131H61ZM142 130H143V129H142ZM146 130H147V129H146ZM146 130H145V131H146ZM152 130H153V129H152ZM58 131H60V132L58 133ZM137 131H138V132H135V131H134L136 134H135L134 132H132V133H134L135 136H136V135L139 133V129H137ZM92 132H93V130H92ZM112 132H111V133H112ZM151 132H152V131H151ZM173 132H174V131H173ZM26 133H25V135H26ZM60 133H61V134H60ZM70 133H68V134H70ZM116 133H115V134H116ZM156 133H157V132H156ZM181 133H182V132H181ZM58 134H59V135H58ZM63 134H64V133H63ZM101 134H102V133H101ZM101 134L99 135L100 137H101ZM108 134H109V132H108ZM122 134H121V135H122ZM129 134H130V135H129ZM148 134H149V133H148ZM182 134H184V133H182ZM189 134H190V133H189ZM15 135H16V134H15ZM23 135H24V134H23ZM60 135H61V136H60ZM103 135H105V134L103 133ZM152 135H153V134H152ZM5 136H6V135H5ZM11 136L13 137V135H11ZM17 136L20 137V135H17ZM28 136H30V135H28ZM58 136H59V138H61V139H59ZM65 136H66V137H65ZM75 136H79V134H77V135H75ZM97 136H98V135H97ZM113 136H114V135H113ZM127 136H128V137H127ZM132 136H133V135H132ZM135 136L132 137L133 139H130V141H131V140H134V139H135ZM139 136H140V135H139ZM139 136H138V137H139ZM144 136H145V135H144ZM150 136H151V135H150ZM22 137H24V136H22ZM26 137H27V135H26ZM26 137H24V138H26ZM35 137H36V136H35ZM62 137H63V138H62ZM72 137H71V138H72ZM103 137H104V136H103ZM105 137H106V136H105ZM118 137H119V136H118ZM155 137H156V136H155ZM175 137H176V136H175ZM10 138H11V137H10ZM20 138H21V137H20ZM64 138H66V139H64ZM76 138H77V137H76ZM110 138H111V137H110ZM119 138H120V137H119ZM119 138H118V139H119ZM188 138H190V137H188ZM21 139H22V138H21ZM77 139L79 140V138H77ZM83 139H85V138H83ZM99 139H100V138H99ZM107 139H109V137H108ZM107 139H106V140H107ZM116 139H117V138H116ZM190 139H191V138H190ZM27 140H28V139H27ZM40 140H41V139H40ZM60 140H61V142H60ZM62 140H65V142L62 141ZM71 140H72V142H73V141H74V142H78V140L76 141V139H75V140L71 139ZM96 140H97V139H96ZM101 140H102V139H101ZM104 140H105V139H104ZM120 140H121V139H120ZM147 140H148V139H147ZM150 140H151V139H150ZM153 140H155V138H154ZM153 140H152V141H153ZM158 140H159V139H158ZM175 140H176V139H175ZM183 140H184V139H183ZM186 140H187V139H186ZM0 141H1V140H0ZM3 141H4V140H3ZM107 141H108V140H107ZM116 141H118V140H116ZM134 141H135V140H134ZM145 141H146V140H145ZM148 141H149V140H148ZM156 141H157V140H156ZM172 141H173V140H172ZM17 142H18V141H17ZM37 142H38V141H37ZM66 142L69 143V144H67ZM109 142H110V140H109ZM114 142H115V140H114ZM121 142H122V141H121ZM121 142H119V143L121 144ZM123 142H124V140H123ZM185 142H186V141H185ZM4 143H5V142H4ZM4 143H2V144H4ZM38 143H39V142H38ZM38 143H37V145H38ZM47 143H46V144H47ZM62 143H63V144H66V146H64ZM90 143H91V142H90ZM99 143H100V142H99ZM99 143H98V144H99ZM131 143H132V142H131ZM131 143L127 144V146H129ZM143 143H144V142H143ZM147 143H148V142H147ZM155 143H156V142H155ZM155 143H154V144H155ZM173 143H174V142H173ZM173 143H172V144H173ZM0 144H1V143H0ZM42 144H44V143H42ZM76 144H77V143H76ZM76 144H74V145L76 146ZM82 144H83V142H82ZM103 144H104V143H103ZM105 144H106V143H105ZM111 144H112V143H111ZM113 144H114V143H113ZM115 144H116V143H115ZM149 144H150V143H149ZM149 144H148V145L146 144L145 147L148 148ZM152 144H153V143H152ZM152 144L149 146L150 148H151ZM6 145H7V144H6ZM6 145H5V147H6V149H7V146H6ZM74 145H72V146L74 147L73 149H76L77 146L75 147ZM83 145H84V144H83ZM95 145H96V143H95ZM106 145H107V144H106ZM106 145H105V146H106ZM108 145H109V143H108ZM125 145H126V143H125ZM125 145H123V146L125 147ZM143 145H144V144H143ZM143 145H141V146L139 145L140 147L136 148L137 146H136V144H135V146H136L135 148H136V149H134V150H138V149H140V151H141V147H142ZM168 145H169V144H168ZM173 145H174V144H173ZM177 145H178V143H177ZM177 145L175 144L174 146H171V145H170V146L164 147V151H162L161 154L159 153L160 155H159V154L156 155L157 153L155 154V156L152 155V156H153V159H155L156 162H155V160H154V161L150 160L151 168H150V170H149V173H150V175H151V173H152V176L155 175V174H158V173H159V171H160V169H161V166L164 164L163 162H165L166 160H168V161L171 162V164H170V162H169V165H168L169 167L171 166V167H170L171 169H169V171H167V173L165 172L166 175L168 174V176H166V177H167V180H166V181H162L163 183H165V182L167 183V185H166V184H164V185H166V187H167V188L165 187L166 189H169V190H168V193H169V194L167 193V190L164 189V191L166 190V191H165V192H166V194H165V195H166V196H165L166 198H165L164 196H162V197H164L165 201H167V202H164V200H159V201H158L159 203H162V202H163L164 204H159V203H158V204L160 205V206L158 205V208H156V207H154V208L151 207V208H152V209L150 210V213H151V214H152V212H154L155 214H156L157 212H159L158 215H155L154 213H153L154 215L152 214V215L155 216V217H156V216L159 217V214L162 215V212L165 211V209H166V208H165V207H166V204L168 205L169 202H173V203H175V202H177V200H178V203H181L179 200H180L182 197H183V199H182L181 201L186 200V202H187V200H188V199H186V198H187V195H188L187 193H189V192L186 191V190H187L186 187H183V188H185L186 190H185V189H183V190L181 189V190H180V188H182V186H183V184H181V183H183V180H185L184 178H185V176H186V173L180 171L181 174H180V173H177L178 176H177L176 173H175L176 171H179V170H175V169H177L178 167L176 168V166H177L178 164H180L179 162H176V161H178V160H176V158H175L176 155H177V152H178L177 149L180 148V147H179L180 145H178V147H177ZM189 145H190V144H189ZM53 146H51V147L53 148ZM70 146H71V145H69V147H70ZM72 146H71L70 148H72ZM79 146H80V145H78V147H79ZM101 146H102V145H101ZM114 146H115V145H114ZM116 146H117V145H116ZM118 146H119V144H118ZM123 146H120V147H123ZM127 146H126V147H127ZM155 146H156V145H155ZM160 146H161V145H160ZM1 147H3V146H1ZM28 147H29V146H28ZM58 147H60V146H58ZM61 147H60V149L63 150V151H65V150L67 151V150H68V149H67L68 147H67L66 149H65V148L62 149ZM81 147H82V146H81ZM94 147H95V146H94ZM96 147H98V146H96ZM143 147H144V146H143ZM49 148H50V147H49ZM79 148H80V147H79ZM114 148H115V147H114ZM114 148H113V149H114ZM131 148H132V147H131ZM146 148H144V150H142V151L145 152V149H146ZM155 148H156V147H155ZM165 148H166V149H165ZM40 149H41V148H40ZM53 149H54V148H53ZM55 149H58V150H59V148H56V147H55ZM64 149H65V150H64ZM73 149H70V150H72V151H70V152L73 153V154H75V153L73 152ZM58 150H56V151L59 152ZM110 150H112V149L109 148V151H110ZM116 150H118V152L116 151L115 154H113L115 151L111 152V154H113L115 157L118 158V159L116 158L118 161L115 162V163H117L116 167L118 166V167L120 168V164H122L121 167H125V166L127 167L128 163H129V164H130V163L132 164V162H129V161H128V159H130V157H131L130 155H131L132 152H129L130 154H128L130 157H128V155H127V157H126L125 154H124V152L120 151V150H123V148H122V149L120 148V150H119V147H118V149H116ZM130 150H132V149H128V151H130ZM178 150H179V149H178ZM182 150H183V149H182ZM7 151H8V150H6V152H7ZM66 151H65V152H66ZM76 151H77V150H75V152H76ZM124 151H125V150H124ZM132 151H133V150H132ZM146 151H147V150H146ZM0 152H1V151H0ZM2 152L5 153V149H4V150L2 149ZM70 152H69V151L66 152V153H68L67 155H68V159H69V160L72 159L71 157H74V156H70V154H69ZM143 152H139V150L137 151V153H139V154H141V153H143ZM151 152H152V151H149V153H151ZM163 152H164V153H163ZM3 153H2V154H3ZM61 153H63V152L60 151L59 155H60ZM66 153L61 154V156H59L58 159H59V158H63L62 155H65V156H66ZM100 153H101V152H100ZM125 153H126V151H125ZM149 153L144 154V155H146L147 157H148V156H151V154L149 155ZM152 153H153V152H152ZM162 153H163V154H162ZM178 153H180V152H178ZM0 154H1V153H0ZM2 154H1V155H2ZM22 154H23V153H22ZM27 154H28V153H27ZM33 154H34V153H33ZM73 154H72V155H73ZM78 154H80V150H79ZM78 154L76 153V155H78ZM106 154H107V153H106ZM133 154H134V156H135V155H136V151H135V152L133 151ZM139 154H138V155H139ZM190 154H191V153H190ZM1 155H0V156H1ZM12 155H13V154H12ZM57 155H58V154H57ZM95 155H96V154H95ZM98 155H99V154H98ZM108 155H109V154H108ZM113 155H112V156H113ZM5 156H6V153H5ZM5 156H3V157H5ZM69 156H70V158H69ZM106 156H107V155H106ZM32 157H33V156H32ZM137 157H138V158H137ZM137 157H136L137 159H140V158H141V161H143V163H144V162H147L146 158L144 159V157H143V159H142V157H141L140 155L137 156ZM66 158H67V156H66ZM75 158H76V157H75ZM99 158H100V157H99ZM99 158H98V159H99ZM108 158H109V157H108ZM108 158H107V159H108ZM112 158H113V157H112ZM148 158H149V157H148ZM150 158H151V157H150ZM187 158H188V157H187ZM1 159H2V156H1ZM8 159H9V158H8ZM36 159H37V158H36ZM63 159H64V158H63ZM63 159H62V160H63ZM68 159H67V160H68ZM73 159H74V158H73ZM113 159H114V158H113ZM113 159H112V161H113ZM119 159H121V160H125V159H126L127 161L125 160L124 162H122V161L119 160ZM133 159H134V158H133ZM137 159H134V161H135V160H136V161H140V160H137ZM60 160H61V159H60ZM60 160H58V161L60 162ZM62 160H61V161H62ZM65 160H66V159H65ZM105 160H106V159H105ZM110 160H111V159H110ZM110 160H108V161H110ZM175 160H176V161H175ZM4 161H5V160H4ZM63 161H64V160H63ZM106 161H107V160H106ZM130 161H132V160L130 159ZM141 161H140V162H141ZM168 161H166V162H168ZM179 161H180V160H179ZM73 162H74V161H73ZM121 162H122V163H121ZM148 162H149V160H148ZM66 163H68V162H66ZM177 163H178V164H177ZM184 163H185V162H184ZM189 163H190V162H189ZM42 164H43V163H42ZM175 164H176V166H175ZM3 165H4V164H3ZM104 165H105V164H104ZM146 165H147V164H146ZM163 166H164V165H163ZM191 166H192V165H191ZM28 167H29V166H28ZM40 167H41V166H40ZM69 167H70V166H69ZM110 167H111V166H110ZM130 167H131V165H130ZM136 167H137V166H136ZM165 167H166V165H165ZM169 167H168V168H169ZM174 167H175V168H174ZM5 168H6V167H5ZM138 168H139V167H138ZM192 168H193V167H192ZM194 168H195V167H194ZM27 169H28V168H27ZM131 169H132V167H131ZM145 169H146V168H145ZM124 170H125V169H124ZM0 171H4V170H0ZM56 171H57V170H56ZM110 171H111V170H110ZM129 171H130V169H129ZM131 171H132V170H131ZM14 172H15V170H14ZM23 172H24V171H23ZM33 172H34V171H33ZM7 173H8V172H7ZM15 173H18V172L16 171ZM19 173H20V172H19ZM25 173H26V172H25ZM37 173H38V172H37ZM40 173H41V172H40ZM108 173H109V172H108ZM114 173H115V171H114ZM130 173H131V172H130ZM184 173H185V176H184ZM104 174H105V173H104ZM124 174H126V173H124ZM160 174H161V173H160ZM160 174H159L158 176H161ZM179 174H180V175L183 174V176H180V177H182V178L184 177V178H183V179H181V178L179 179V178H178V177H179ZM1 175L3 176L2 173H0V177H2ZM106 175H107V174H106ZM175 175H176L177 179H176ZM5 176H7V175H5ZM17 176H18V175H17ZM44 176H45V175H44ZM104 176H105V175H104ZM8 177H9V176H8ZM10 177H11V174H10ZM12 177H13V178L15 177V174H14V173H12ZM18 177H20V176H18ZM123 177H124V176H123ZM126 177H127V176H126ZM139 177H141V176H139ZM3 178H4V176H3ZM3 178H2V180H5V178H4V179H3ZM15 178H16V177H15ZM15 178H14V179H15ZM34 178H35V177H34ZM114 178H115V177H114ZM151 178H152V177H151ZM172 178H173V179L175 178V179H174L175 181H173L174 183L172 182V180H173ZM188 178H189V177H188ZM14 179L11 180V181H15ZM61 179H62V177H61ZM70 179H71V178H70ZM129 179H130V177H129ZM129 179H123V180H125V181H124L123 183L121 182L120 190L122 189V190H121L122 193H124V192H125V193H130L129 195H132L133 198H134L135 200H138V201H139V204H140V203H141V202H140V201H141L140 199H141V196H143V193H142V195H140V193H138V192H139V190H142L143 187L145 188L146 185H145V186L142 185V186H143L142 189H140V188L138 187L139 190H138V189L136 190V188H137V187H136L135 190H132V187H131V184H132V183H131L130 181H128ZM137 179H138V178H137ZM143 179H144V178H143ZM148 179H149V178H147V180H148ZM153 179H154V178H153ZM153 179H152V180H153ZM163 179H164V178H163ZM168 179H169V180H168ZM7 180H8V179H7ZM17 180H18V179H17ZM58 180H59V178H58ZM103 180H104V179H103ZM105 180H106V179H105ZM110 180H112V179H110ZM121 180H122V179H121ZM121 180H120V181H121ZM130 180H131V179H130ZM152 180H151V181H152ZM164 180H165V179H164ZM178 180H179V181L181 180V182H180L179 184H177V185H180V184L182 185V186L180 185L181 187H179V188H177L178 186L176 185V182H179ZM188 180H189V179H188ZM0 181H1V178H0ZM11 181L8 182V183H11ZM18 181H19V180H18ZM29 181H30V180H29ZM106 181H107V180H106ZM108 181H109V180H108ZM135 181H136V180H135ZM143 181H145V179H144ZM15 182H16V181H15ZM58 182H60V180H59ZM103 182H104V181H103ZM136 182H137V181H136ZM145 182H146V181H145ZM145 182H144V184H145ZM158 182H159V181H158ZM160 182H161V181H160ZM162 182L160 183V185H158V183H157L156 187L158 188V186H161V187L164 186V185L162 184ZM197 182H198V181H197ZM205 182H206V181H205ZM0 183L2 184L3 182L1 181ZM5 183H6V182H5ZM104 183H105V182H104ZM129 183H130V184H129ZM147 183H148V182H147ZM150 183H151V182H150ZM150 183H148V184H150ZM152 183H153V182H152ZM152 183H151V185H153ZM172 183H173V185H171ZM206 183H207V182H206ZM3 184H4V183H3ZM17 184H18V183H17ZM55 184H56V183H55ZM72 184H73V183H72ZM72 184H71V185H72ZM80 184H81V183H80ZM105 184H106V186H107V183H105ZM116 184H117V183H116ZM168 184H169V185H168ZM195 184H197V183H195ZM195 184H194V185H195ZM13 185H14V183H13ZM25 185H26V184H25ZM30 185H31V184H30ZM56 185H57V187H58V184H56ZM62 185H64V184L62 183ZM118 185H119V184H118ZM170 185L173 186L174 188H172ZM175 185H176V186H175ZM0 186H1V188H3L2 185H0ZM5 186H6V185H5ZM7 186H8V185H7ZM26 186H27V185H26ZM52 186H53V185H52ZM64 186H65V185H64ZM77 186H78V185H77ZM81 186H82V185H80L79 187L81 188ZM109 186H110V184H109ZM109 186H108V188H109ZM187 186H188V185H187ZM198 186H199V185H198ZM11 187H12V185H11ZM55 187H56V186H55ZM59 187H60V186H59ZM72 187H73V185H72ZM104 187H105V185H104ZM104 187H103V188H104ZM111 187H112V186H111ZM147 187H150V188H151V186H148V185H147ZM154 187H155V186L153 185V188H154ZM156 187H155V190H158V189H156ZM170 187H171V188H170ZM1 188H0V195H1V192H3ZM26 188H28V186H27ZM63 188H64V187H63ZM63 188H61V190H62ZM105 188H106V187H105ZM105 188H104V190H107V189H108V188H107V189H105ZM114 188H115V187H114ZM153 188H151V189L153 190ZM159 188H160V187H159ZM163 188H164V187H163ZM5 189H6V188H5ZM13 189H14V188H13ZM51 189H52V188H51ZM146 189L149 191L148 188H145V190H146ZM188 189H189V188H188ZM198 189H199V188H198ZM32 190H33V189H31V193H32ZM100 190H103V189H100ZM114 190H115V189H114ZM129 190H130V192H129ZM143 190H144V189H143ZM162 190H163V189H162ZM6 191H7V190H6ZM28 191H30V188H29ZM47 191H48V196H46L47 198H46V197H45V198L49 201L48 203H50V202H54V200H52V199L49 197V196H51V195H50V192H52V191H51L50 189L47 190ZM47 191H46V192H47ZM54 191H55V190H54ZM59 191H60V190H59ZM59 191H58V189H57L55 192H59ZM111 191H112V190H111ZM118 191H119V190H118ZM121 191H119V192H121ZM150 191H151V190H150ZM181 191H182V193H181ZM183 191H184V192H187V193H184ZM194 191H195V190H194ZM198 191H199V190H198ZM46 192H45V194H46ZM55 192H52L51 194H54V196H57V197H58V195H56ZM60 192H61V191H60ZM62 192H63V191H62ZM206 192H207V191H206ZM7 193H8V192H7ZM41 193H42V192H41ZM101 193H102V191H101ZM105 193H106V192H104V194H105ZM109 193H110V191H109ZM151 193H152V191H151ZM153 193H154V192H153ZM197 193H198V192H197ZM199 193H200V192H199ZM25 194H26V193H25ZM61 194H62V196H63V193H61ZM61 194L59 193V196H61ZM102 194H103V193H102ZM114 194H117V193H115V191H114ZM120 194H121V193H119L118 195H120ZM148 194H149V193H148ZM157 194H158V193H157ZM183 194H184V195H183ZM185 194H186V196H185ZM200 194H201V193H200ZM4 195H5V193H4ZM12 195H13V194H12ZM12 195H11V196H12ZM15 195H16V194H15ZM22 195H23V194H22ZM28 195H29V194H28ZM33 195H34V194H33ZM65 195H66V194H64V197H65ZM106 195L108 196V194H106ZM106 195H105V196H106ZM118 195H116V196H118ZM124 195L126 196V194H124ZM124 195H123V197L120 196V197H122V198H125V199H124L125 201L122 199V200H123V203H124L123 205H128V204H125V203H126V199H127L128 197L131 199L132 196H129V195L127 194L128 196H126V197H127V198H126V197H124ZM153 195H154V194H153ZM169 195H170V196L172 195V197L169 198V197H170ZM189 195H190V193H189ZM189 195H188V197H189ZM205 195H206V194H205ZM212 195H213V194H212ZM29 196H32V195L30 194ZM41 196H42V195H41ZM44 196H45V195H44ZM62 196H61V197H62ZM102 196H103V195H102ZM109 196H110V195H109ZM111 196H112V195H111ZM167 196H168V197H167ZM173 196H174V197H177V198L174 199ZM191 196H192V194H191ZM1 197H2V196H1ZM20 197H21V196H20ZM61 197H60V198H61ZM66 197H69V196H66ZM66 197H65V198H66ZM90 197H91V196H90ZM100 197H101V196H100ZM120 197H119V198H120ZM155 197H156V196H155ZM184 197H185V199H184ZM205 197H206V196H205ZM24 198H25L24 201H23V200H22V201H19V199H17L16 196H15V197L13 198V202H14L15 205H17V203L20 204L19 207H21V209L25 212V214H26L25 216H27V218H29L30 221H31L36 227H39L40 225H43V221H42V220H44V219H46V218H44V219L41 220V218H42V217H41V214L39 215V214H38L39 212L36 211L37 209H35V208L31 205L32 203H30L31 200L29 201V197H28L27 195H25ZM30 198H31V197H30ZM43 198H44V197H43ZM102 198H103V197H102ZM104 198H105V197H104ZM114 198H116V197H114ZM129 198L127 199L128 202H129V200H130ZM133 198H132V200H134ZM144 198H145V197H144ZM144 198H143V199H144ZM146 198H147V197H146ZM160 198H161V197H160ZM178 198H179V199H178ZM2 199H3V198H2ZM2 199H1V201H4V200H2ZM57 199H58V198H57ZM63 199H64V198H62V200H63ZM112 199H113V197H112ZM117 199H118V197H117ZM143 199H142V201H143ZM147 199H148V198H147ZM150 199H151V198H150ZM167 199H169V200L173 199L174 201H175V200H176V201H175V202H174L173 200H172V201H168ZM254 199H255V198H254ZM263 199H264V198H263ZM51 200H52V201H51ZM58 200H60V199H58ZM106 200H107V199H106ZM108 200H109V199H108ZM122 200H120V202L117 200V203H115V202H114V203H115V204H118V202L121 203ZM132 200H130V201H132ZM153 200H154V199H153ZM196 200H198V199H196ZM95 201H96V200H95ZM97 201H98V200H97ZM100 201L102 202V200L99 199V205H100V203H101ZM103 201H105V200L103 199ZM113 201H115V200H113ZM138 201H137V202H138ZM160 201H161V202H160ZM217 201H218V200H217ZM45 202H46V204H47V201H46V200H45ZM60 202H61V201H60ZM62 202H63V201H62ZM70 202H71V201H70ZM73 202H75V199H74ZM93 202H94V201H93ZM93 202H92V203H93ZM144 202H145V200H144ZM144 202H143V203H144ZM150 202H151V201H149V203H150ZM183 202H185V201H183ZM183 202H182V203H183ZM197 202H198V201H197ZM55 203H56L55 206L57 207V204H58L59 202H58V201L56 202V200H55ZM95 203H96V202H95ZM106 203H107V202H106ZM109 203H110V202H109ZM112 203H113V202H112ZM129 203H131V202H129ZM146 203H148L147 200H146ZM165 203H166V204H165ZM182 203L180 204L181 206H183ZM249 203H251V201H250ZM252 203H254V202H252ZM260 203H261V202H260ZM43 204H45V203H43ZM59 204H60V203H59ZM74 204L76 205V203H73V205H74ZM90 204H91V203H90ZM101 204H102V203H101ZM107 204H108V203H107ZM132 204H134V203H132ZM132 204H131V205H132ZM139 204H138V205H139ZM153 204H154V203H153ZM175 204H176V203H175ZM247 204H248V203H247ZM258 204H259V203H258ZM50 205H51V203H50ZM52 205H53V204H52ZM73 205H72V206H73ZM97 205H98V204H97ZM108 205H109V204H108ZM110 205H111V204H110ZM129 205H130V204H129ZM129 205H128V206H129ZM131 205H130V206H131ZM136 205H137V204H136ZM141 205H143V204H141ZM145 205H146V204L144 203V207H145ZM148 205L150 206V204H148ZM148 205H147V206H148ZM156 205H157V204H156ZM162 205H163V206H162ZM187 205H188V204H187ZM189 205H190V204H189ZM193 205H194V204H193ZM205 205H206V204H205ZM250 205H251V204H250ZM45 206H46V205H45ZM47 206H49V205H47ZM53 206H54V205H53ZM53 206H51L52 208H50V206H49L48 208L51 209V211H55L56 208H55V207L53 208ZM60 206H61V205H60ZM100 206H101V205H100ZM118 206H119V205H117V207H118ZM121 206H122V205H121ZM121 206L118 207V208H119V209L122 208L123 210H129V209H130V208H128V206H127V207L125 206L127 209H126V208H123L124 206H122V207H121ZM132 206H133V205H132ZM147 206H146V208L148 209ZM153 206H154V205H153ZM217 206H218V205H217ZM13 207H15V206H13ZM16 207H17V206H16ZM43 207H44V206H43ZM58 207H59V206H58ZM69 207H71V206H69ZM73 207H74V206H73ZM73 207H72V208H73ZM75 207H76V206H75ZM89 207H90V206H89ZM97 207H98V206H97ZM102 207H104V206H102ZM105 207H106V206H105ZM112 207H113V206H112ZM140 207H141V206H140ZM144 207H143V208H144ZM174 207H175V206H174ZM176 207H177V206H176ZM195 207H196V206H195ZM7 208H8V207H7ZM46 208H47V207H46ZM81 208H83V207H81ZM81 208H80V210H81ZM85 208H86V207H85ZM93 208H94V207H93ZM93 208H90V209H93ZM109 208H110V207H109ZM133 208H134V206L131 207V209H130L129 211L133 210ZM135 208H136V207H135ZM146 208H145V210H146ZM193 208H194V207H193ZM15 209H18V208H15ZM21 209H20V210H21ZM43 209H44V208H43ZM43 209H42V210H43ZM53 209H54V210H53ZM90 209H89V210H90ZM96 209H97V208H96ZM96 209H94V211H95ZM167 209H168V206H167ZM167 209H166V211H167ZM171 209H172V210L174 209V211H171V210H170L171 212H174V216H173V217H176V216H177L176 218H173V217H172V218L174 219V220L172 219V222L174 221V224L176 223L177 225L175 224V225H176V226H175V225L170 221V220H171V217H170L171 214L168 215V216H169L168 219H170V220H168L169 223H172V224H171L172 226L174 225L175 227H177V226L179 225L178 223L180 222V225H181V226L179 225V228H177V229H175V227L173 226V228H174L173 230H174V231L177 230L176 232L178 233V234H177V233L175 232V234H176V236H177V237H176L175 235H173V232H174V231L172 230V227H171L170 225H167V226H170V227H171V229L169 228V230L172 231L171 234L169 233L170 231H169V232L167 231L168 229L165 230V226H166L165 224H159V223L157 222V223H158V226H157V227L154 226V227H156V229H157L158 227H159L160 229H163V228H164V231L161 230L162 232L157 230V232H159V233L161 232V233H162V234H158V235L156 236V237L158 238L157 240H158L159 244L164 242V241H161V239H160L161 237H162V240H165V239H163V237L166 238V239H167V242H168L169 240H172V241H170L171 243H169V244L166 242V240H165L164 243L169 245V246L166 245L167 248L169 247L168 249H170V248L173 246V248H171V249H173V251L171 250V252H173L174 254H176V256H180V255L183 254V253L181 254V251L183 252L184 249L180 248L181 251L178 250V249H174V248H176L175 243H174L175 240H176V241H175V242H176V245H178L177 248H179V247H183V248H184L188 243H190L191 241L194 240L192 237H194L195 239H197V238L199 237L197 240H201V239H200L201 234H202V236H203L202 239H204L205 237H208V238L210 237L209 234H210L211 231H210V230H209L210 232H209V231H203V230H206V229H207V226H206V229H203V228H205V227H203V228L200 227V230H199V229L197 228L198 225H196V224H199L198 222H197L196 224H194V226H196L195 229H194L193 227H192V228H193L194 230H196V232H197V230H199L198 232H200L201 234H200V233L198 234V232H197V234H196V232L193 231V229L191 228V230L193 231V233L195 232V235L197 236V238H196V236H193L194 234L192 235V237H191V236H188V235H190V234L192 233V231L190 232V231L188 230V231L190 232V233H188L187 230L184 231L185 229H183L184 227H182V226L185 225V224L187 225V223H189L191 220L189 221V219H188L189 222H187V218H188V216H187L186 214H184V215L186 216V218H185V217L183 218V214H182V213L180 214L179 212H178V213L175 212V208H173V207H172ZM178 209H179V208H178ZM178 209H177V210H178ZM62 210H63V209H62ZM80 210H79V211H80ZM107 210L109 211V209H107ZM142 210H144V209H142ZM142 210L140 209V211H142ZM182 210H183V209H182ZM190 210H191V209H190ZM18 211H19V210H18ZM23 211H21V212H23ZM45 211H46V210H45ZM45 211H43V213H44ZM47 211H48V209H47ZM49 211H50V210H49ZM49 211H48L47 213H44V214L48 215ZM73 211H75V210H73ZM73 211H72V213L74 214ZM79 211H78V212H79ZM91 211H92V210H91ZM97 211H98V210H97ZM100 211H101V208H100ZM111 211H112V212H111ZM111 211H110V212H111V214H112L114 210H111ZM135 211H136V210H135ZM146 211H148V210H146ZM161 211H162V212H161ZM19 212H20V211H19ZM57 212H58V210H57ZM80 212H81V211H80ZM86 212H87V211H85V213H86ZM118 212H119V211H118ZM120 212H121V211H120ZM120 212H119V213H120ZM132 212H133V211H132ZM136 212H137V211H136ZM160 212H161V213H160ZM167 212H168V211H167ZM180 212H181V211H180ZM54 213H55V212H54ZM58 213H60V212H58ZM65 213H66V211H65ZM67 213H68V212H67ZM76 213H77V212H76ZM82 213H84V211H83ZM82 213H80V214H82ZM99 213H101V212H99ZM103 213H104V212H103ZM105 213H106V212H105ZM107 213H108V212H107ZM107 213H106V216H107ZM119 213H118V214H119ZM175 213H177V214H179V215H176ZM89 214H90V213H88L87 215H89ZM109 214H110V213H109ZM113 214H114V213H113ZM113 214H112V215H113ZM115 214H116V213H115ZM115 214H114V215H115ZM163 214H164V213H163ZM166 214H167V213H166ZM172 214H173V213H172ZM187 214H188V213H187ZM200 214H201V213H200ZM14 215H15V214H14ZM56 215H57V213H56ZM59 215H60V214H59ZM61 215H62V214H61ZM66 215H68V214H66ZM69 215H70V217H71V213H70ZM90 215H92L93 217H95V216H97V215L100 216L99 214H96L95 216H94L93 214H90ZM90 215H89V216H90ZM103 215H104V214H102V217H103ZM114 215H113V216H114ZM125 215H126V214H125ZM125 215H124V213H123V214L120 215V217L122 216V217L124 218ZM175 215H176V216H175ZM260 215H261V214H260ZM22 216H23V215H22ZM63 216H64V215H63ZM79 216H80V215H79ZM98 216H97V218H95V219H96L95 222H94L93 217L90 216L91 219L88 217L89 220H88L87 222H89V226L93 227L92 225L94 224V226L96 227V224H95V223L98 224V219H99ZM110 216H111V215H109V217H110ZM113 216H112V218H113ZM117 216H118V215H116V218H117V219L119 218V220L121 219V222H122V221H126V220H127V222L130 221V218H129L130 216H128V215H126V217L128 216V219L124 218L123 220H122V218L117 217ZM153 216H152V217H153ZM168 216H167V217H168ZM171 216H172V215H171ZM178 216H182V217H181V218L179 217V218H180V219H179ZM193 216H194V215H193ZM40 217H41V218H40ZM43 217H44V216H43ZM59 217H61V216H59ZM66 217H68V216H65V218H66ZM199 217H200V216H199ZM199 217H198V219H199ZM50 218H51V217H50ZM55 218H56V217H55ZM75 218H76V216H75ZM114 218H115V216H114ZM116 218H115L114 220L117 222L118 225H120L121 223H120V222L118 223L119 220H116ZM148 218H149V217H148ZM177 218H178V219H177ZM182 218H183V220L186 219V220H184V222L186 221V223H184V222L181 220ZM201 218H202V217H201ZM47 219H48V216H47ZM53 219H54V217H53ZM70 219H71V218H70ZM76 219H77V218H76ZM83 219H84V218H83ZM86 219H87V216H86ZM86 219H85V221H86ZM125 219H126V220H125ZM145 219H146V218H145ZM154 219H155V218H154ZM159 219H160V217H159ZM49 220H50V219H49ZM49 220H48V221H49ZM56 220H57V219H56ZM66 220H67V218H66ZM68 220H69V219H68ZM102 220H104V219H102ZM102 220H100V221H102ZM106 220H107V219H106ZM109 220H110V221L107 220V221H108V224H106V227H103V228H104L103 230H104L105 234H103L102 237L95 238V237H96V236H95L94 238H91L92 240H91L89 243H87L90 239L88 240V239L84 236V237L87 239V242H85V243H80V242H79V243H80L79 245L82 244V245H81L82 247L79 246V247L81 248L80 251L83 252V253H80L81 256H82V254H83V257H86V256H88V257H89V256H90V257H91V256H97V257H99V256H101V255L104 256V254H105V255H106V254H107V255H108V254H109V255L112 254L113 256L115 255V257H114L115 259H116L117 257H119L120 254L123 255V253H124L125 255H126V254H128V255L130 254L129 256H131V252H130V251H131V250H130L131 247H130V245L125 246V248H124V252H122V251H123L122 248H121L122 251L120 252V251L118 250L119 248H117L116 246L114 247L113 243H115V244H116V243H120V241H119L120 239H119V238L121 237L122 234H124V232H123V231L116 232L117 229H113V230L110 229V227H112V228H116V227L111 226L112 224H110V222H111V220H113V219H111V217H110ZM114 220H113L112 222H114ZM150 220H151V219H150ZM176 220H177V221H176ZM48 221H46V222L48 223ZM58 221H59V223L56 221L58 224H53V225H57V226H52V224H50V225H51L52 227H54V228H55V227H58V230H60L59 232H61V233L58 232V234H61V235H62V234H63V231H64V229H65V221H63L62 217H61V219H59ZM81 221H82V220H81ZM81 221H80V222H81ZM91 221L94 222V223L91 224V223H90ZM96 221H97V222H96ZM158 221H160V220H158ZM161 221H162V220H161ZM178 221H179V222H178ZM28 222H29V221H28ZM49 222H51V221H49ZM66 222H67V221H66ZM69 222L71 223L72 221H69ZM116 222H115V223H116ZM127 222L122 223V224H124V226H126V223H127ZM138 222H139V221H138ZM177 222H178V223H177ZM181 222H182V223H181ZM199 222H201V221H199ZM44 223H45V221H44ZM104 223H105V222H104ZM151 223H152V222H151ZM157 223L154 224V225H157ZM164 223H165V222H164ZM169 223H168V224H169ZM194 223H195V222H194ZM202 223H203V222H202ZM213 223H214V222H213ZM30 224H31V223H30ZM48 224H49V223H48ZM85 224H86V223H85ZM113 224H114V223H113ZM122 224H121V225H122ZM127 224H129V223H127ZM182 224H183V225H182ZM190 224H191V223H190ZM203 224H204V223H203ZM203 224H201V226H202ZM215 224H216V223H215ZM45 225H46V224H45ZM67 225H70V224L68 223ZM161 225H162L163 228L160 227ZM191 225H192V224H191ZM191 225H190V226H191ZM204 225H207V224H204ZM208 225H209V224H208ZM1 226H2V225H1V221H0V234L3 232L2 229H1ZM73 226H74V225H73ZM81 226H82V225H81ZM115 226H116V225H115ZM122 226H123V225H122ZM149 226H150V225H149ZM199 226H200V224H199ZM216 226H217V225H216ZM47 227H48V225H47ZM77 227H79V226H77ZM83 227H84V226H83ZM117 227H118V226H117ZM41 228L43 229V227H41ZM80 228H81V227H80ZM88 228H89V227H88ZM98 228H100V227L98 226ZM180 228H181V229H180ZM208 228H210V227L208 226ZM77 229H78V228H77ZM84 229H85V228H84ZM84 229H83V230H84ZM92 229H93V228H92ZM100 229H101V228H100ZM160 229H159V230H160ZM182 229H183V230H182ZM186 229H187V228H186ZM202 229H203V230H202ZM40 230H41V229H40ZM45 230H47V229H45ZM54 230L57 231L56 229H54ZM101 230H102V229H101ZM103 230H102V232H103ZM111 230H112V231H111ZM120 230H121V229H120ZM201 230H202V231H201ZM207 230H208V229H207ZM21 231H22V230H21ZM87 231H88V230H85V232H87ZM99 231H100V230H99ZM114 231H115L116 233H115ZM117 231H118V230H117ZM151 231H152V230H151ZM165 231H167L169 234H167V232L165 233ZM178 231L181 232V233H179ZM182 231H183L184 233H183ZM24 232H25V231H24ZM51 232H52V231H51ZM75 232H76V230H75ZM104 232H103V233H104ZM113 232H114V234H115L116 237H117V236H120V237H119V238H118V237H117V238H112V234H113ZM154 232H155V231H154ZM157 232H156V233H157ZM185 232H186V233H185ZM204 232H205V233H204ZM52 233H53V232H52ZM77 233H78V232H77ZM81 233H82V232H81ZM89 233H90V232H89ZM121 233H122V234H121ZM163 233H164V234H163ZM182 233H183V234H182ZM187 233H188V234H187ZM208 233H209V234H208ZM215 233H216V232H215ZM26 234H27V233H26ZM45 234H46V233H45ZM79 234H80V233H79ZM90 234H91V233H90ZM125 234H128V233L125 232ZM181 234H182V235L187 234V235H186V236H187V240H188L189 237H191L193 240H192V239H191V241L189 240L190 242H188V241L186 240V241H187V242H186V241H185L186 236H183V237H185V239H184V238L181 236ZM77 235H78V234H77ZM82 235H83V234H82ZM82 235H81V236H82ZM85 235H86V233H85ZM96 235H97V233H96ZM128 235L130 236V233H129ZM154 235H155V234H154ZM154 235L152 236L153 238L151 237V239H153V240H152L153 243H156L155 240H154L156 237L154 238ZM160 235H162V236L160 237ZM170 235H171L172 237H175L176 239H175V238L170 239V238H171ZM178 235H180V236H178ZM199 235H200V236H199ZM1 236H2V235H1ZM21 236H22V234H21ZM23 236H27V237H24L25 240H24L23 243H21V246H23V247L26 246L27 248H30V249H32V248L36 249V246L33 245L34 240H36V239L34 238V235L29 234V235H23ZM41 236H42V235H41ZM73 236H75V235H73ZM86 236H87V235H86ZM89 236H90V235H89ZM125 236H127V235H125ZM125 236L123 235V237H121V243H122V241L126 238ZM129 236H127V237H129ZM158 236H159L160 238H159ZM62 237H63V236H62ZM168 237H170L169 240H168ZM213 237H214V236H213ZM1 238H2V237H1ZM21 238H22V237H21ZM79 238H80V236H79ZM89 238H90V237H89ZM130 238H131V236L129 237V239H128V238H127V239L130 240ZM177 238H178V239H177ZM182 238H183L184 241L186 242V243H185L186 245H184V241H183V244H182ZM2 239H3V238H2ZM2 239H1V240H2ZM12 239H13V238H12ZM18 239H19V238H18ZM75 239H76V237H75ZM77 239H78V238H77ZM117 239H118V240H117ZM151 239H150V240H151ZM174 239H175V240H174ZM179 239H180V241H179ZM212 239H213V238H212ZM212 239H211V240H212ZM217 239H218V238H217ZM5 240H6V239H5ZM16 240H17V239H16ZM16 240H15V241H16ZM61 240H62V239H61ZM78 240H79V239H78ZM84 240H85V239H84ZM116 240H117V241H116ZM159 240H160L161 242H160ZM173 240H174V241H173ZM197 240H196V242H197ZM204 240H205V239H204ZM206 240H207V238H206ZM21 241H22V240H21ZM177 241L180 242V244H179ZM202 241H203V240H202ZM212 241H213V240H212ZM8 242H9V240H8ZM82 242H83V239H82ZM123 242H126V241H123ZM152 242L150 241V243H148V244L150 245ZM172 242H173V244H172ZM196 242H195V240H194L193 242L190 243L189 246H187V247H189V250H190V246L193 247V249H191V250H194V248H195V249L197 248L196 245H198V244L201 243V241H199L200 243L197 242L198 244H197ZM203 242H204V241H203ZM203 242H202V243H203ZM205 242H206V241H205ZM13 243H14V242H13ZM72 243H73V242H72ZM127 243H128V242H127ZM129 243H130V241H129ZM164 243H163L162 247H161V244H160L159 246H157L158 243H157V245H156L155 247H156L157 249H158V247H159V249H160V247H161V249H162V248L164 249V248H166V246L163 247V246L165 245ZM177 243H178V244H177ZM192 243H193V244H192ZM213 243H214V242H213ZM3 244H4V246H2V244L0 243V256H1V258H4V259L7 258V257L9 258V256H10V252H9L7 249H9V250H10V249H14V250H15V248H8V246H9L10 244H9V245H7V243H6V244L3 243ZM11 244H12V241H11ZM14 244H15V243H14ZM60 244H61V243H60ZM74 244H75V243H74ZM77 244H78V243H77ZM88 244H89V245H88ZM123 244L125 245L126 243H123ZM130 244H131V243H130ZM170 244H171V245H170ZM181 244H182L183 246H179V245H181ZM191 244H192V245H191ZM220 244H221V243H220ZM5 245H7V246H5ZM17 245H18V244L16 243L15 246H17ZM117 245H119V244H117ZM121 245H122V244H121ZM124 245H122V246H124ZM153 245H154V244H152V246H153ZM201 245H202V244H200L199 247H201ZM212 245H213V244H212ZM19 246H20V244H19ZM32 246H34V247H32ZM76 246L78 247V245H76ZM76 246H75L74 248H76ZM119 246H120V245H119ZM119 246H118V247H119ZM122 246H120V247H122ZM152 246H151V247H152ZM220 246H221V245H220ZM9 247H10V246H9ZM12 247H13V246H12ZM126 247H127V249H126ZM129 247H130V248H129ZM187 247H186V248H187ZM215 247H216V246H215ZM6 248H7V249H6ZM27 248H26V249H27ZM64 248H65V247H64ZM66 248H67V247H66ZM128 248H129L130 251L128 250ZM152 248H153V247H152ZM156 248H154V249H156ZM201 248H202V247H201ZM16 249L19 250L18 246H17ZM24 249H25V248H24ZM24 249H23V250H24ZM154 249H153V251H155ZM161 249H160V250H161ZM222 249H223V248H222ZM18 250H17V251H18ZM20 250H21V249H20ZM41 250H42V248H41ZM48 250H49V249H48ZM48 250H47V252H49ZM77 250L79 251V249H77ZM77 250H76V251H77ZM125 250H126L127 253H125ZM164 250H166V249H164ZM189 250L187 249V251H189ZM197 250H198V249H197ZM12 251H13V250H12ZM25 251H26V250H25ZM25 251H24V252H25ZM33 251H34V250H31V251H28V252H29V253H32ZM73 251H74V250H73ZM194 251H195V250H194ZM194 251H192L191 253H193ZM212 251H213V250H212ZM15 252H16V250H15ZM20 252H21V251H19V253H20ZM28 252H27V253H28ZM42 252L45 253L46 251H41V253H42ZM47 252H46V254H47ZM50 252H51V251H50ZM64 252H65V251H64V249H63V243H62L61 246L56 250L57 256L60 255V256H62V258H64V257H63V256L65 255ZM129 252H130V253H129ZM155 252H156V251H155ZM157 252H158V250H157ZM164 252H165V253L167 252V253H166L167 256L169 255V253H168L169 250H167V251H162V250H161L159 253L163 255ZM189 252H190V251H189ZM196 252H197V251H195V253H196ZM27 253H26V254H27ZM65 253H67V252H65ZM72 253H74V252H72ZM72 253H71V255H70V256H71V259H68V258H67V259H68V260H71V261H77V260H78L77 258L80 257V256H78L79 253L77 254V252H76V253L73 254V255H72ZM119 253H120V254H119ZM159 253H158V256L160 255ZM165 253H164V255H165ZM179 253H180V254H179ZM204 253H205V251H204ZM38 254H39V253H38ZM50 254H52V252H51ZM116 254H117V255L119 254V255L116 256ZM170 254H171V253H170ZM174 254H173V255L171 254V256H174ZM177 254H178V255H177ZM196 254H197V253H196ZM211 254H212V253H211ZM216 254H217V253H216ZM224 254H225V253H224ZM15 255L17 256V254H15ZM19 255H20V254H19ZM30 255H31V254H30ZM35 255H36V254H35ZM48 255H49V254H48ZM54 255H55V254H54ZM66 255H67V254H66ZM74 255H76V257H77V256H78V257L75 258ZM112 255H111V256H112ZM122 255H121V256H122ZM125 255H124V256H125ZM128 255H126V256H128ZM133 255H134V254H133ZM149 255H150V254H149ZM156 255H157V254H156ZM202 255H203V254H202ZM32 256H34V255H32ZM43 256H44V255H43ZM111 256H110V257H111ZM165 256H166V255H165ZM217 256H218V255H217ZM11 257H12V256H11ZM18 257H19V256H18ZM23 257H25V256L23 255ZM49 257H50V255H49ZM49 257H48V258H49ZM65 257H66V256H65ZM73 257H74L75 259H77V260H74ZM97 257H95V258H97ZM110 257H109V258H110ZM194 257H195V256H194ZM41 258H42V257H41ZM53 258H54V257H53ZM62 258H60V259H62ZM69 258H70V257H69ZM91 258H94V257H91ZM102 258H103V257H102ZM102 258H101V259H102ZM109 258H108V259H109ZM187 258H188V257H187ZM12 259H13V258H12ZM33 259H34V258H33ZM39 259H40V258H39ZM64 259H65V258H64ZM72 259H73V260H72ZM86 259H87V257H86ZM86 259H85V258H84V259H81L79 262H81V261L83 260V261H82V264H85V263L88 264L87 262H89V261H90L89 263H91V264H97V263H94V262H93V259H91V260H89V261H88V259H87V261L85 262L84 260H86ZM89 259H90V258H89ZM99 259H100V258H99ZM115 259H114V260L112 259V260L115 261ZM210 259H211V258H210ZM217 259H218V258H217ZM13 260H14V259H13ZM42 260H44V258H43ZM42 260H41V261H42ZM45 260H46V259H45ZM65 260H66V259H65ZM68 260H67V261H64V260H63V262H64V263H68ZM104 260L106 261L105 257H104ZM120 260H121V259H120ZM152 260H153V259H152ZM182 260H183V259H182ZM206 260H207V259H206ZM0 261H1V260H0ZM16 261H17V258H16ZM30 261H31V260H30ZM35 261H36V260H35ZM50 261H51V259H50ZM71 261H69V263H72V264H73L74 262H71ZM97 261H98V260L96 259L95 262H97ZM99 261H100V260H99ZM109 261H110V260H109ZM113 261H112V262H113ZM123 261H124V260H123ZM131 261H132V260H131ZM154 261H155V259H154ZM203 261H205V260H203ZM19 262H21V261H19ZM19 262H18V263H19ZM23 262H24V261H23ZM63 262H62V263H63ZM79 262L77 261V263L75 262V264H78ZM84 262H85V263H84ZM103 262H104V261H103ZM106 262H107V261H106ZM112 262H111V264H115V263H112ZM116 262H117V261H116ZM210 262H211V261H210ZM37 263H38V262H37ZM56 263H57V262H56ZM107 263H109V262H107ZM107 263H106V264H107ZM197 263H198V262H197ZM9 264H12L11 261H10ZM24 264H25V263H24ZM28 264H30V263L28 262ZM38 264H39V263H38ZM99 264H100V263H99ZM109 264H110V263H109ZM116 264H117V263H116ZM149 264H150V263H149ZM199 264H200V263H199ZM202 264H203V263H202ZM206 264H207V263H206Z\"/></svg>", "mask_w": 264, "mask_h": 264}]
</instances>
